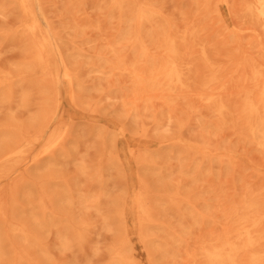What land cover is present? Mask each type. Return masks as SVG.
<instances>
[{
	"label": "rangeland",
	"instance_id": "rangeland-1",
	"mask_svg": "<svg viewBox=\"0 0 264 264\" xmlns=\"http://www.w3.org/2000/svg\"><path fill=\"white\" fill-rule=\"evenodd\" d=\"M201 1H202V3H201ZM242 1H244V0H221V1L220 0H215V1H213V0H206V1L205 0H149V1L148 0H132V1L131 0H116V1L115 0H105V1H102L101 0V2L105 3V5L104 4L102 5L101 2H99L98 0H31L30 1L31 3H29V5L30 6L32 5L30 7V9L32 8L33 11L31 10L32 12H31V14H29L30 15L29 16L28 14L23 12V9L21 8L20 0H0V71L6 72V73L0 72V79H1L0 80V82H1L0 88H7L6 87L7 85H9L8 87L10 88V89L7 88V90L5 89L9 95L6 96L5 95L6 92H4V95L0 94V100H1L0 101V123L3 120L5 122V123L0 124V130H1L0 134L2 135V136L0 135L1 136L0 140L1 141L5 140L7 142L6 136L8 135V133H10L9 135L12 134V136L7 137L8 138L7 143L0 141L2 143V144H0V146L3 145L0 148V150H2L0 153L1 154L3 153V150L7 147L8 143H9V145L13 144L12 140H14V138L20 137L19 139H22L24 141L28 140L27 142H29L32 140L33 136H35L37 134L40 137L39 139L41 140L37 144L32 145L33 143H31L26 147L24 152L28 151L30 153V154L24 153L25 156L28 154L26 157H24V154L21 153L18 155V158L17 157L13 158L14 160L9 161V163L5 164L6 166H4L7 169V171H9V176L6 179L4 178L0 182V185H2V186H0V190H1L0 195L2 197L1 198L2 206L4 207V209L6 210V213H7V214H5V216L6 215H8V216H6L4 218H0V225H1L0 226V258L3 259V260H0L1 264H3V263L4 264H12L13 260L16 261V259H18L19 257H22V255H23V257H22V260L20 259L21 260L20 262H22L23 264H24L25 260H26L25 264H35V263L38 264V263H40V261H43L44 258H46V256L48 254H49L48 255L49 257H47V258H49L52 261V263L49 262L50 260L46 259L48 262H45L46 261L45 260L40 264H44V263L45 264H113L112 262H113L114 257L119 253H121L123 255V257L127 259V261L134 262L135 264H202L201 263V255L198 252V248H201L203 246H207L209 243L213 242V239L215 237L222 236V234H224V232L227 229L225 225L230 227V224H231L230 221H228V219L224 218L225 220L224 219L223 220L225 222L223 220H221L222 219L221 218L222 213L218 210V208H216V210H218V211L213 209L216 206V202H214V201H217V199H215V196L217 198V194L220 192L219 194H220V196H222L221 198L226 197V199L224 198V200L222 199V201H220L221 204L223 203V201L227 202V200L233 201L234 198H235V200L238 199L240 197V195L245 190H250V191H255V192L259 191V192H261L260 194L264 196V188H263V191L261 188L262 187L261 180H264L263 179L264 178V173H263L264 168H262V167H264V165H263L264 162L261 163L262 165L260 164V161H262V158L264 159V157H263L264 153L260 152V154H263V156H261L260 154H257V152H259L258 150H260V149H257L255 146H250L249 143L246 144L247 142L245 143L242 141L243 144H246V145L242 146L243 144L241 145V142H240L241 140H239V139L238 140L240 142L239 143L240 146H238L237 145L238 141L236 142L237 138L235 137L234 133H233V135L231 132H228L230 134H227V131H228L227 129L231 128V127H226L227 129L222 128L221 125L218 123V121L215 118L213 120L212 116H210V115H212L210 109L208 110V108H206L203 105V102L201 100H199V95L196 96V94L198 92L197 91L195 92V90H198V88H200V86L197 87V85H199L197 83L198 81L197 82H195V81L199 80V79H197V77L200 78V76H201L200 73H199L200 76L198 75L199 70L198 71L196 70V69H200V68H197V66H198L197 64L201 61V59H199L201 56V52H205V55L207 57L206 58L207 62L210 63V65H212L214 60L216 61V59H217V62H218V59H219V62H218L219 64L213 63V65H212L214 68L218 67L217 68L218 70L215 69V71H217L216 72L217 77H218V73L220 74L219 78L216 79L217 81H219L221 79L225 80V78H226V79H229V81L228 80H225V81L230 82V79H232L231 80L232 87H230L231 86L230 83L224 82L222 80L225 83V85H224V83L222 81L221 82L219 81L221 84L223 83L222 84V87H223L222 89H224L223 92L236 91L238 89L236 84H234L235 85L234 86L233 83H236L234 81H235V79H238L237 76L239 77V75L236 76V73L242 74V72L245 70V68H246L245 66L247 65L246 63H248L246 61L248 58H246V57H249L248 60L251 59L249 62H255L258 65L260 63L263 64V62H264V59H263L264 58V49H263L264 48V35H263V32L259 29V26H257L258 27L257 28L256 25L253 24V22H251V20H249V18L245 16L244 11L239 8L240 7L239 4H241ZM207 2L210 3L209 5H213V7L209 6ZM217 2L220 4H218ZM98 3H100L99 6H98ZM109 3L111 5H109ZM234 3H235V5H234ZM106 5H108L109 7ZM100 6H101L102 10L99 13L98 9H100ZM207 6H209V8ZM104 7H105V10H104ZM111 7H112V9L113 8L114 9L112 10ZM190 7H192V9H191L192 12H190V10H188V8L190 9ZM205 7L208 8V11ZM210 7L213 9H211ZM214 7H215V9H214ZM116 8L118 10H116ZM204 9H205V12H204ZM110 10H111V14L109 12ZM132 10L134 11V13ZM210 10H214V12L210 11ZM107 11L109 12V14L111 16L107 13ZM143 11H145L144 13H146V14H144ZM155 11H157V12H155ZM184 11L187 12V14H185ZM209 11L211 13H209ZM217 11H218V13L216 15L215 12H217ZM121 13H122V15H124V14L127 15V16L124 15L122 20L120 18ZM140 13L144 14L143 19L142 18L140 19L138 17ZM157 13H160L162 16L164 15V17L166 16V20H164V18L161 19L160 17H162V16L160 14H157ZM188 14L193 15L191 17L189 16L190 18H193V19L187 18ZM209 14L214 15V16H212V18L210 19ZM243 14L245 17L243 16ZM146 16H147V19H146ZM180 16H182V18H185L187 20L189 19L188 20L189 24L191 23L189 25L190 27L187 26L188 21L181 19ZM197 16H199V19L197 18ZM205 16H206V18H205ZM215 16H217V18ZM113 17H114V21H113ZM148 17L152 18V20H149ZM214 17H215V19H213ZM108 18H110V19H108ZM115 18H116V20H115ZM125 18L127 20H129V18H131L133 21H135L137 19V21H139L140 23L139 22L136 23L137 21H135L133 24V21L131 19L129 22H127V20L124 21ZM138 18H139V20H138ZM168 18L171 19L172 22H170L171 20H169ZM196 18L198 19V21ZM32 19H35L36 21H38L37 24H39V26H40V27L37 26L38 28H37V31H35L36 32L35 34H33L29 29V23L31 22ZM144 19H146V20H144ZM155 19H157V20H155ZM180 19H181V21H179ZM154 20H155V22L158 21L156 23V26L152 25V24H155V22L153 23ZM161 20L165 24H163V22ZM182 20H183V22H182ZM201 20H202V22H201ZM248 20L250 22H248ZM149 21H150V23H149ZM98 22H100L101 24L98 25L99 24ZM121 22L122 23L124 22V24L126 23L125 25L123 24L126 27L125 28L126 30L123 29L124 28L123 26L121 28V24H122ZM142 22L144 25H145L144 22H146V24L148 23L147 25L150 27V29L156 27L157 30H156V28H154V32H153V29L150 31L148 30V32H153V33L147 34L148 32H147L146 28H149V27L147 25H145L146 27L145 26L143 27V24H141ZM87 23H88L87 26H89V27H87L85 25ZM118 23L119 24L121 23V24L119 25ZM169 23H172L173 25H175V24L177 25L178 23L181 25V24L185 23L187 25L184 24L182 26H178L179 25L178 24L177 25L178 27L176 25L174 27L172 24H169ZM192 23H194L195 25H192ZM115 24H118L120 27L118 25L116 26ZM138 24H140L139 27L142 29H138L139 28V27H137ZM149 24L152 25L153 27L150 26ZM251 24H253L252 27H254L252 30H251L250 26H249L250 29L247 28V25H251ZM76 25H77V27H76ZM90 25L91 26L93 25V28H91ZM96 25L98 28H96ZM107 25L109 26L108 27L109 29L107 28ZM114 25H115V27H114ZM134 25H135V27H134ZM168 25H172L171 28ZM236 25H237V27H236ZM94 26H95V28H94ZM184 26L191 29L190 32L186 31L185 29H187V28H185ZM209 26H210V28H209ZM232 26H233V28H231ZM100 27L103 30L99 29ZM116 27H117V29H115ZM158 27L160 29L162 28L161 29L162 35L160 32H159L160 35L157 34L158 33L157 31H159ZM173 27L176 29V32H175V29ZM182 27L185 30V33L187 32L186 34L189 36V39H191V37L193 38L192 39L193 43H191L188 38H185L188 36L185 33H183L184 30H182ZM194 27H197V28H194ZM27 28H28V30H27ZM118 28L122 29V31L124 33ZM128 28L129 29L131 28L130 29L131 32H129ZM134 28H137L138 31L139 30H142V31H140L137 34L138 31H136V29H134ZM178 28L180 30H178ZM211 28L212 29L214 28L213 30H211L212 32L210 31ZM255 28H257L259 30V32L262 33L261 37H260L261 34L259 35V34L252 33L253 30H255ZM168 29H172V30H169L171 33L167 32V31H166L167 33H163V32H165L164 30H168ZM173 29H174L175 34H177V38L174 37V32H172ZM228 29H229V32L227 34H229V35H227V37H226L225 33L227 32ZM247 29H249V30H247ZM97 30L99 32L101 30L102 33L100 34ZM115 30L119 33H117ZM132 30H133V32H132ZM143 30L146 32H144ZM238 30L240 31V33H242V34L244 33L243 35H245V37L247 36L246 37L247 39H245V37L243 39L244 42L246 40L245 44H244V42L243 43L241 42V41H243V40H241L242 34H240L238 32H237L238 34L236 33V31H238ZM103 31L105 32V34L103 33ZM120 31L122 32V34L120 33ZM222 31H224V32H222ZM245 31H246V33H245ZM127 32L131 33V35H129ZM155 32L157 35L154 34ZM215 32H216L217 37H219V39H217L215 34H214L215 39H214V36L211 35V33L213 34ZM248 32H249V34H248ZM254 32L259 33L257 30H255ZM96 33H99V34H97V36H99L98 38H101L99 41L100 43H98L99 39H96V37H97ZM168 33L170 35L172 34L173 36L172 35L171 36L176 38L177 40L174 38L170 39L171 37H169V35H167ZM201 33H203V34H201ZM219 33L220 34L224 33L225 35L223 34V37L228 38V39H229V36L231 35L230 37L233 39H231V38H230V40L225 39ZM183 34H185L186 36ZM194 34H195V36H194ZM246 34H248V35H246ZM26 35H27V37H25ZM28 35L30 37L34 36L33 38H35L37 42L34 41L35 39L31 40V38ZM37 35L39 36L40 39L37 37ZM41 35L42 36L45 35V38H46L45 51L42 55L43 61L40 60L39 62H36V58H35L36 57L35 56L36 49L31 48V45L29 46L28 44H30V42L32 44V41H34L35 42L34 46L36 47L37 44H39L38 41L41 40V37H42ZM121 35L122 36L124 35L123 38ZM127 35H129L128 37L131 40L129 38H127ZM139 35H141L143 38ZM143 35L145 36V39H144ZM149 35L154 36V38L157 37L154 39L157 42L152 40L153 37H151V40H152L151 42H153V44L151 42H148V39L150 41V38H148V37H150ZM163 35H166L167 37L166 36L163 37ZM180 35L184 36V38L186 39L185 45L188 42L191 43V45L188 44L190 49H186L187 45L185 46V49L188 50L189 53L194 52L193 53L194 56H193V54H190L191 58L190 57L189 58L192 59V56H193V59L195 58L194 60H196V58H197L196 61L200 60L198 63H196V65H197L196 67H190V65H192L196 61H193V59L192 60L188 59L189 61H193V62H188L186 60L188 58V56L186 57V52H187V54H189V53L184 48H182V47H184V46H181L182 44L184 45V43H183L184 38L183 37L180 38V39L183 38V40H181L182 41L181 42L180 39H178L179 38L178 36H180ZM238 35H239L240 39H239ZM249 35L251 36L250 40L248 38ZM105 36H106L107 40L104 39ZM113 36H115V37H113ZM119 36H121V38ZM159 36H161V42H163L162 41L163 38L169 37L168 40L170 39L174 43L173 45L177 44V43H175L176 41H180V42H178V47L181 46L180 47L182 49L181 54L184 53L183 50H185L186 52L184 54H182L183 56L181 54L179 55V53H180L179 51L181 49L178 50L177 49L178 47L176 45L175 50L177 49L176 51H178L176 53H177V55L180 56V57L176 56V58H178V59L180 58L181 61H184V60L187 61L188 62L187 64L192 63L190 65H187L185 62H181L179 60L181 62V64L184 63V66L182 65L183 68L184 67L185 68L190 67L189 68L190 71L192 70V68H195V70L197 71V74L194 72V70H192V72L195 73V75H194L195 77H194L193 75H191L193 73L188 71V69L181 68L182 69L181 70L179 68V67H182V66H179L180 62L178 63V60L175 59L176 64H178L177 68L179 69L180 72H182L181 78L182 77L185 78L184 77L185 74H186V77L190 76L189 79L187 78V81H185L186 78H185V80L183 79L184 83L188 82L190 79H191L190 81H192L195 78L196 80L194 79V82L192 81V83H191L189 81L190 83L189 82H188V84L185 83L186 85L184 84L179 89V86H177V88H176V86L167 85L166 83L163 82V80H161V81L157 80L159 83L157 81H154V80L148 81V79H151L153 76L152 74L149 75V73L152 71L151 69L161 65L160 63H162V59L160 60V58H167L165 55L166 48L163 47L164 43L160 42ZM258 36H259V38H258ZM237 37H238L239 41H238ZM28 38L31 41L28 42ZM111 38L113 39V41L111 40ZM114 38H117L116 40H118V41H116V43H115ZM125 38H126V42H128V43L123 44ZM221 38L223 39L225 44H226V42H228L226 44V47L223 44L224 42L222 40L220 41ZM257 38H258V40H257ZM24 39L26 40V41H24L25 45H24L23 41L21 43V40H24ZM127 39L130 41V43ZM140 39L142 41L144 39V41L143 42L138 41ZM198 39L200 42L197 41ZM208 39H209V41H208ZM95 40H97V41H95ZM110 40H111V42H113L115 44V46L113 43L110 42ZM134 40H135V42H134ZM145 40H147V41H145ZM256 40H257V42H256ZM120 41H122V44L124 45V47L127 46L126 47L127 49L124 48L122 45H121L122 48H119V46H120L119 44L121 43ZM210 41H212V42H210ZM236 41H237V43L240 42V44L239 43L237 44ZM26 42H27V44H26ZM104 42H106V45ZM132 42H134V44H136L138 42L139 44L137 43V45H139V46L134 45ZM207 42H209L208 44H210L211 46L208 45V47H206ZM214 42H215V44H214ZM250 42H252L253 46H251ZM60 43H63L65 46L62 44L60 45ZM155 43H157V45L160 43L161 44L157 46ZM180 43H182V44H180ZM212 43H213V45H212ZM229 43L232 44V46ZM256 43H257V45H255ZM128 44H130V45H128ZM144 44H146V47ZM149 44L150 45L152 44V45L148 46ZM242 44H243V47H241ZM97 45H99V46H97ZM227 45L229 48L227 47ZM245 45L247 48V51L245 52L246 56L244 55L245 54L244 50H246V49H244ZM25 46L29 52H30V50L33 51L30 54L32 56H30L29 52L26 50L28 53V55H27V53L25 52ZM27 46H28V48H27ZM34 46H32V47H34ZM96 46H97V48H96ZM100 46H102V47L100 48ZM128 46H129V48H128ZM133 46H136V47H133ZM159 46H160V48L161 47H163V48L157 49V47H159ZM190 46H192V48H194L195 50H193ZM194 46H196V47H194ZM221 46L223 47V49H227V50L222 51L223 49ZM130 47H133V48L130 49ZM149 47L151 49H149ZM214 47H216V48H214ZM240 47L242 48L243 52L240 49ZM29 48H31V49H29ZM139 48H141V51H142V49L144 50L143 53L140 51ZM152 48H154V49H152ZM133 49H135V50H133ZM211 49H213V50H211ZM122 50H123V52H124V50H126L125 54H123V55H122L123 52L121 53ZM127 50L129 53L127 52ZM130 50H131V52H130ZM150 50H151V52H150ZM153 50H156L155 52H159L161 50L159 53H161V52L162 53L160 55L159 53H155ZM157 50H159V51H157ZM66 51H68V52H66ZM95 51H97L96 52L97 54L95 53ZM98 51H99V54H98ZM137 51H139V53L140 54L142 53L141 55H143V59H141V60L139 59L143 65H141V63L139 64V60L135 61V63H134L133 57L135 56V58H136V52ZM152 51L154 54L152 53ZM212 51L215 53L217 52L218 57H216V54L214 55V53ZM226 51H227L226 54H228V52H229V55L232 53V55H230V58H229V55H226L225 53L223 55L225 57L221 58L223 52H226ZM238 51H239V53H237ZM249 51L251 53H252V51L255 53V54L252 53V55H251V53L249 54V55H251L252 58L249 55H247V52L249 53ZM24 53H26V55L28 56L29 59H30V57H33V59L35 58V60H33L34 62L31 61L32 63H34V66H32L33 68L31 67V65L28 61L26 62L27 58H24L26 55L23 57ZM66 53H67V56H66ZM100 53L102 54L101 55L102 57L97 56V55H100ZM147 53L148 54L151 53L150 55H152L151 56L152 58H150V55H147ZM240 53L242 54L243 57L246 58V60H244L245 64L242 63L243 62L242 58L237 59L239 57H242ZM126 54H128L127 59L130 58L129 61L126 60V58L124 57ZM144 54H146V55H144ZM196 54H198V56ZM233 54L235 55V57L237 55V58L233 57L234 56ZM117 55H120L119 56L120 58L119 57L116 58ZM132 55H133V57H132ZM156 55L157 56L159 55V58H157ZM162 55H163V57H162ZM70 56H72V57H70ZM109 56H110V58H109ZM144 56H147L146 58L149 57L150 59H146ZM213 56H215L216 58ZM113 57L116 58L115 61L117 63H119V65L120 64L122 65V66H120V67H122V70H121V68H118L119 66L116 67V71H119V70H117V68L120 69L119 73L116 71L113 73L111 72V71H114V68H112L113 67L112 65L114 63H115V65H118V64H116V62H113V60H114ZM182 57H184L186 59H183ZM210 57H211V59H210ZM231 57L234 59H237V61H235L234 59H231ZM68 58H69V60H68ZM120 59H122V60H120ZM124 59H125V61H124ZM132 59H133V61H131ZM154 59L158 60V61H156L158 63H156ZM212 59H214V60H212ZM22 60H24V61L22 63H20ZM31 60H32V58H31ZM86 60H89V62ZM146 60H150V61L152 60L151 65H149L150 63H148V61L146 62ZM226 60H227V62H226ZM233 60L235 63L233 62ZM259 60L262 62H260ZM94 61L96 63H94ZM99 61H100V63H99ZM107 61L109 62V64L111 63V65H109ZM164 61H165V59H163V62ZM239 61L241 62V65L239 64L240 63ZM25 62H26V65H25ZM105 62H107V64ZM130 62H131V65H130ZM136 62H137V64H136ZM153 62L156 64H154ZM221 62L223 63L222 67H221ZM36 63H37V65H36ZM89 63L91 64V66ZM132 63H134L136 65H134ZM146 63L148 65H145ZM236 63H238L239 66ZM84 64L85 65L89 64V65L84 66ZM92 64H93V66H92ZM128 64H129V67L133 66L134 69H135V67L138 68L142 73L144 71L143 75L144 76L147 75V77H149L147 79V77L145 76V79L147 80V81L144 80V81H146L145 83H147V85H148V83L152 84V82H153L154 85L150 84L152 87H150L149 85L146 87L145 83H144V85L142 84V86L137 85L135 83V79L133 77L134 72L133 73L130 72L133 69L131 68V70H130V68H129L130 71H128V69H127ZM242 64H243V66H242ZM236 65L238 67L235 68L234 66H236ZM23 66H28V69H29V67H31L29 69V71H31V70L32 71L28 72V69L26 71L24 69L26 67H23ZM141 66H143V67H141ZM145 66H147V67L150 66L149 71L150 70L151 71L149 73H148V71L145 72V69L146 70L148 69ZM194 66H195V64H194ZM106 67L108 69H106ZM109 67H111V68H109ZM239 67H241V68H239ZM124 68L126 69V71ZM103 69H105V70H103ZM111 69H113V70H111ZM220 69H221V71L224 69H229V71L227 70L223 74L222 72H219ZM233 69H235V70L237 69L238 72L236 71V73H235V70L233 71ZM66 70L68 71V73L70 72L69 75L73 77V78L71 77L72 87L68 84V81L63 76L64 72H67ZM139 70L137 72H139ZM184 70L186 72H189V73L184 72L185 74H183ZM231 70L234 74L231 72ZM239 71H241V73ZM49 72H50V74H48ZM199 72H201V70ZM203 72H204V70L201 73L203 74ZM245 72H246V70H245ZM124 73H126L128 77H126V74L124 75ZM146 73H148V74H146ZM228 73L229 74L232 73V75H229ZM101 74L104 76H102ZM108 74H109V77H108ZM119 74H121V75H119ZM221 74L224 75V77ZM74 75L75 76L77 75V76L75 77ZM105 75H107V76H105ZM111 75H112V78H110ZM121 76H123V78H125V80H123ZM191 76H193V77L191 78ZM220 76L223 78H221ZM235 76H236V78H235ZM82 77L84 80L82 79ZM113 77L115 78L114 80H113ZM119 77H121L120 81H119V79H120ZM32 78H35V79H32ZM108 78L110 80H108ZM130 79H132V80H130ZM153 79H155L154 76H153ZM216 80H215V82H213V83H215V85H213V83L211 84V85H213V88H214V86H216V83H217ZM238 80H236V81H238ZM121 81H122V85L124 84L123 86H121ZM127 81H129L130 84ZM80 82H81V84L85 83L84 86L81 85ZM110 82H112V84H108ZM154 82H157L159 85L157 83L155 85ZM160 82H162V83L160 84ZM219 82H218V84H219ZM4 83L6 84L5 87L2 86V84H4ZM163 83H164V85H163ZM32 84H34V85H32ZM40 84H42V85L40 86ZM218 84L215 88L218 87L217 89L221 90V87L218 86ZM37 85L40 87H38ZM110 85L112 87H107ZM115 85H117V86H115ZM188 85H190V86L193 85V87H195L194 85H196L195 90L192 89V90H194L193 93L191 90V88H193V87L191 86V88H190V86L188 87ZM228 85H230L229 87L231 90L228 89ZM11 86H12V89L14 88V90H13L14 92L12 91ZM95 86H97L99 89L96 88ZM140 86L144 87V89L146 91L143 90V88H142L143 91L138 92V91H140V90H138V87H139V89H141ZM161 86H162V88H164L166 90L163 91ZM42 87H44L43 88L44 91H43V89H41ZM153 87H155V88H153ZM156 87H157V89H156ZM158 87H160V88L158 89ZM235 87H237V88H235ZM35 88L41 89L42 92L38 89L35 90ZM45 88H46V90H45ZM69 88L72 89L76 102L72 101L71 99L69 100V98H70V96H68V95H70V94H68V93H70ZM83 88H85L86 91ZM110 88H111V90H110ZM113 88H115V89H113ZM119 88H121V89H119ZM172 88H174V90ZM182 88L184 90H185V88H187L189 90V91L186 90L187 94H186V92H184V90H182ZM232 88H234V90ZM148 89H150V90H148ZM152 89H154V90L156 89L158 91H154ZM177 89L179 90L178 92H177ZM24 90L26 92L29 91L28 92L29 94L28 93L22 94V92H25ZM159 90L163 91V92L161 91L162 94H159V92H160ZM1 91L3 92L2 89H1ZM20 91H22V92H20ZM47 91H50L51 93L47 92ZM109 91L112 94V97H111V94L109 93ZM149 91L151 92V97H150ZM165 91L166 92L169 91V92H167V94H166ZM190 91L192 94L188 95V93H190ZM198 91H199V93L202 92V90H198ZM137 92L142 93L141 95H139L140 99L143 97H144L143 99L148 98L149 103H151V104H148L147 100H146L147 102L141 101V102H138L139 106H140V108H139V106L137 105V102L134 101V99L135 100L138 99L137 98L138 97ZM147 92L149 94V97L147 95ZM152 92H153V94H152ZM157 92H158V94H155ZM170 92L175 94V95L173 96ZM194 92H195V94H194ZM11 93L13 94L12 96L10 95ZM39 93L41 95H43L42 93H44L43 96H45L46 93H48L47 97L49 96V99L48 98L44 99V97H41V95ZM163 93H164V95H163ZM176 93H178V94L181 93V94H179L177 97ZM182 93H185V94H183L185 96H182ZM120 94L123 98H120L121 97ZM78 95H79V97H78ZM146 95H147V97H145ZM159 95H161V96H159ZM165 95H169V96L171 95V98L173 97V100L169 97H168L169 99L166 98ZM186 95H188L190 98L188 96H187L188 98H186ZM192 95H194L195 97ZM3 96H5V97L3 98ZM8 96H11V97H9V100L7 98ZM50 96H52L53 98ZM133 96L135 98H133ZM141 96H143V97H141ZM163 96L167 100L164 99ZM39 97L42 101L45 100V101H43L46 103L45 105H41V104H40L41 106L38 105V103L42 102L41 100H39ZM104 97H106V98H104ZM180 97H182V98L180 99ZM192 97H193V99H191ZM50 98H52V99L50 100ZM132 98H133V101H130V99L132 100ZM150 98H152V100L155 99L154 100L155 102L151 101ZM156 98L158 101L162 100V99H164V100L158 102L156 100ZM158 98H160V99H158ZM46 99H48V100H46ZM88 99H89V101H88ZM120 99L122 102L120 101ZM122 99L128 101V102L125 101L126 103L124 106H123L124 101ZM140 99H138V100L140 101ZM47 101H49V102H47ZM86 101H88L89 104ZM163 101H164V103H162ZM43 102H42V104H44ZM50 102H51V104H54V105H48L47 106V104ZM81 102L83 105L81 104ZM92 102H93V104H92ZM133 102H136V104L134 103L135 106H134V104L133 105L130 104ZM156 102L158 103V105ZM141 103L143 105H140ZM161 103L165 104V105L161 106ZM72 104H74V105H72ZM84 104H85V106H84ZM190 104H192V105H190ZM145 105H147V106L145 107ZM148 105H150L151 107H149ZM189 105L191 108L193 106V109H191L192 111L189 110V108H187V106L189 107ZM44 106H46V107H44ZM49 106H53V107L51 108ZM92 106H95V107H92ZM131 106L132 107L134 106L133 109L131 108ZM153 106H155L158 110L161 109V111L156 110V108H154ZM159 106H160V108H158ZM43 107H44V109L48 108L47 109L48 111H45L46 113L47 112L49 113V109L50 110L53 109V110L51 111V113H49V115L50 114L51 115H50V117H48L50 119L49 120L47 119L48 122H46L45 125L39 130L37 128L38 124H40L38 122V118H39V116H41L45 113ZM78 107L82 108L81 109L82 111ZM88 108L89 109L92 108L93 109L92 111L96 110L95 113L92 112L91 110H90V112H92V113H90ZM134 108H135V111H134ZM137 108H139L140 110ZM146 108L148 110L149 109L150 110L147 111ZM153 108L157 112L155 110H153ZM174 108H175V110H174ZM186 108H187V111H186ZM84 110H85V112H84ZM142 110H145L146 113L148 112L151 115H149V114L147 115L145 113V111H142ZM193 110H195V111H193ZM10 111L11 112L13 111V112L9 114ZM154 111H155V113H154ZM182 111H185L186 113L191 111V116L189 117V115H190L189 114L190 112H189L188 118H187V116L185 115V112L183 113ZM162 112L164 113V115H167V118H166V116L164 117V115H162L163 114ZM121 113L122 114L124 113V115H122ZM152 113H154L155 115ZM157 113H159V114L161 113V115H159ZM181 113H183V114H181ZM193 113H194V116H192ZM7 114L9 117H5V116H7ZM119 114H121L122 116H119ZM156 114H157V117H159V118H161L163 116L162 119H159V118L157 119ZM178 114H179V116H178ZM129 115H130V117H128ZM184 115L186 116V118L188 120H191V121H188L187 119L183 120V118H185V117H183ZM69 116H71V117H69ZM90 116H92V117H90ZM133 116H136V119ZM154 116H155V119H157L156 121L154 120ZM169 116L171 118H169ZM173 116H177L178 118L173 117ZM203 116H205V117H203ZM192 117H194L193 119H195V121H192L193 120ZM208 117L211 118V123H210V121H209L210 119ZM213 117H214V115H213ZM173 118H176V119H174L175 121L173 120ZM179 118H181V119H179ZM58 119H59V121H57ZM62 119L65 123H63ZM163 119H164V121H162ZM165 119L168 121H166ZM169 119L173 120L174 126H172L173 123H172V121L170 122ZM178 119H179V121H178ZM201 119L203 120V122L201 121ZM60 121H62V122H60ZM135 121H137V122L135 123ZM158 121H159V123L160 122L161 123L159 124ZM165 121H166V123H165ZM177 121L178 122L182 121V122L177 124L176 123ZM212 121H214V122H212ZM215 121H217L216 123L219 124L220 130L216 128V127H218V124L216 126ZM58 122L62 123L61 127L67 128V135L63 141L65 143V145H64V143H62L58 148H56L52 152L47 153L48 155H46L44 153L46 156L44 154H43V156H41L42 155L41 154L42 148L44 145L43 142L48 137L49 132L51 133L53 128L56 127L55 125L59 124ZM156 122H157V124H156ZM168 122H170V125ZM186 122H188V123H186ZM207 122H209V123L207 124ZM69 123H70V125H69ZM185 123L187 124V126ZM227 123H229V122H227ZM2 124H3V127H2ZM35 124H36V126H35ZM161 124H164L163 125L164 127L166 124H168L169 127L168 126H166L167 128L162 127V129H161L159 127V126H161ZM190 124H192L193 126H191ZM203 124L205 125L204 128L202 127ZM214 124H215V126H214ZM59 125H57V127H60ZM132 125H133V127H132ZM138 125L140 127L139 130H138ZM180 125H182V127ZM176 126H178V127H176ZM141 127L144 128V130H143L144 132L142 131ZM174 127L176 128V131H179V134L182 133L181 134L182 136L177 134L178 132L175 131ZM213 127L215 128V130ZM168 128H169L168 132H170V134L167 132ZM4 129H7V132L3 131ZM145 129H147L148 131ZM223 129L226 131H224ZM71 130H72V132H71ZM157 130H159V131H157ZM161 130H163L162 134H161ZM171 130H173V131H171ZM207 130H208V132H211V134H209L208 132H207L208 134L206 132H204ZM221 130L223 131L222 132L223 134L220 133ZM229 130H231V129H229ZM141 131L144 133L145 139L148 136V138L146 140H143L144 138H142V139L140 138L141 135H142V137L144 136ZM156 131H157V133L159 132L160 134L159 133L155 134ZM212 131L213 132L215 131L214 133H216V131H217L216 135H218V134L219 135L221 134V136L223 135L222 136L223 139L220 136V139L216 140L214 138V133H212ZM5 132L7 135L5 134ZM69 132H71V133H69ZM165 132H167L168 134ZM224 132H226V133H224ZM111 133H113V134H111ZM145 133H147V134H145ZM204 133H206L208 135V137L210 136L208 138V140L210 139L209 142L210 141H212V142L206 143L208 140L205 139L207 137V135L205 134L206 135L205 136ZM43 134H44V136H43ZM139 134H140V136H139ZM154 134L157 136L155 137ZM224 134L227 135V137L229 135L231 137H229V139H228ZM3 135H5V136L3 137ZM216 135H215V137H217ZM219 135H218L217 139L219 138ZM178 136H180L181 139ZM199 136H200V138L202 136L203 137L200 139ZM224 136L227 139H225ZM149 137H150V139H149ZM195 137L198 138L197 141L198 140L202 141L204 139L206 141H204V142L198 141L197 142V141H195L196 140ZM130 138H132V139H130ZM174 138L177 140H175ZM213 138L216 141L215 144H213V142H214ZM140 139H141V142L144 141V142H142L143 144L141 142L138 143L140 141ZM193 139H194V141H192ZM230 139L232 141H230ZM126 140L128 142H126ZM135 141L136 142L138 141L137 142L138 144ZM146 141L147 142L149 141V143H145ZM133 142H135V143L133 144ZM199 142H201L200 145L203 144V145H201V147L203 146L202 149L198 146ZM232 142H234L233 145H235V146L237 145L238 148H237V146L236 147L233 146L231 144ZM195 143L197 144V146ZM187 145L189 147L185 148V147H187ZM218 145H220V146H218ZM247 145H249L250 148L255 147L257 149V151L255 148H253L254 151L252 152L253 149L249 150L248 147H246ZM61 146H62V148H61ZM109 146H111V147L109 148ZM210 146H211V148H209ZM64 147H65V150H63ZM212 147L214 148V150ZM2 148H4V149H2ZM132 148L133 149L135 148V149L133 150ZM222 148L224 150L226 149L225 150L226 152L224 150H223L224 152H221ZM240 148L242 150L243 149H246V150H243L241 152ZM178 149H179V151H178ZM190 149L191 150L193 149V150L191 152L188 151V153H187V150H190ZM198 149L201 150V151L199 150L201 153L199 151H197ZM236 149L238 152L236 151ZM135 150H136V153L133 152ZM194 150H195V152H194ZM215 150H216V152H214ZM35 151H37L38 153ZM128 151H129V153L131 152L132 154L135 153L134 154L135 156L133 155L132 159H130V160L128 159V156H127ZM208 151L210 153L212 151V153H213V154H211L212 157L210 156V153ZM244 151L245 152L247 151V152L245 153ZM249 151H251L250 154H249ZM107 152L109 155L108 157H110L109 159H108L107 154H106ZM185 153H186V155H185ZM203 153H204V156H203ZM240 153H242L241 154L242 156L240 155ZM247 153L250 156L252 153H254V155H252V156L255 158V155H256V158L259 159V161H258L255 158V160L258 161L257 165L259 164L257 169H256L257 165L255 166L256 163L253 162L254 158L252 156L251 157L253 159L251 157H248V155L246 156ZM1 154H0V156H1ZM34 154H37V155L34 156ZM191 154H192V156H190ZM205 154L208 157L205 156ZM234 154H235V156H234ZM140 155H141L142 159L140 158ZM219 155H221V156L219 157ZM258 155H260L262 158L260 156L258 158L257 157ZM19 156L20 157L23 156V157H21L23 159L26 158L25 159L26 162H23ZM49 156H50V158L48 159ZM184 156H187V157H184ZM230 156H233V157L229 158ZM243 156H244V158H243ZM245 156L248 157L247 160H246ZM32 157H33V159H32ZM37 157H38V159H37ZM43 157H44V161L42 159H40ZM201 157H202V159H201ZM102 158H104L103 159L104 161H102ZM116 158H117V160H116ZM186 158H188V160H186ZM235 158H238V160H236ZM242 158H243V160L241 162H243V163L241 164L239 160H241ZM249 158H250V160H248ZM15 159L16 160L18 159V160L16 161ZM36 159H37V161H36ZM189 159H193L194 162L196 161V163H198L200 161L201 164L200 163L196 164L193 161H190ZM215 159L218 160V163L220 162L223 165H221L220 163L219 164L215 163L217 161V160L215 161ZM20 160H21V162H20ZM32 160H35V161H32ZM40 160H42V161H40ZM182 160H183V162H182ZM184 160H186V161L184 162ZM202 160L206 166L208 165L207 166L208 168H206L204 165H202V164H204L202 162ZM30 161H32L31 164H30ZM187 161H188V163H187ZM237 161L240 163V165H243V166H238V163H237V165H235V162H237ZM251 161H252V163H251ZM100 162H101V164H104V163L105 164L101 165V164H99ZM190 163L192 165H193V163L196 165L197 168H195V165H193L192 167L194 168V170H198L199 174L197 173V171H193V169L190 167L191 166ZM208 163H210V164H208ZM212 163L214 165L216 164L215 166L220 165V167L222 169H223V166H225L224 168H226L227 170L225 169V170H222V172H221V170H219V166L216 167V169H218L221 172V173L219 172V175L217 176L218 171H216V169L214 168L215 166ZM246 164H248V165L244 166ZM100 165H101V167H100ZM200 165L202 167L203 166L204 167L201 168ZM210 165L212 168L215 169V172H217L216 174H215V172H213L214 174L212 173V171H214V170L210 167ZM232 166L235 167L236 170L238 168H241V170H239V169L237 170L240 173L235 171V169ZM249 166H251V167H249ZM260 166H262V167H260ZM242 167L245 168V170L247 169V171H244L242 169ZM204 168H206L208 170L209 176H207V174H205V176H204L203 172L207 173L206 169H204ZM249 168H251V169H249ZM202 169H204V170H202ZM228 169H230V170H228ZM252 169H254V170H252ZM232 171L233 172L235 171L237 173V175L235 172L233 173ZM254 171H256L255 175L252 174V173H255ZM261 171H263V172H261ZM180 172L182 174H185V173L186 174L182 175ZM246 172H247V174L249 173L248 174L249 176L246 175ZM260 172H261L262 177L259 174ZM47 173H49L51 176ZM196 173H197V175H196ZM210 173H211V175H210ZM228 173L230 175L232 173V175L229 176ZM242 173L245 174L246 176L243 175ZM201 174H203L202 179L200 178V176H202ZM220 174H221V176H220ZM241 174L243 176V179L244 180L246 179L244 181L245 183L241 182V181H243V179L240 178V177H242ZM213 175H214V178L217 176L215 179H217L219 177L221 179H217L218 181H216L214 178H212ZM256 175H257V179H256ZM222 176H224V177H222ZM233 176L235 177V180L237 182L240 181L238 183V185L236 184V182L233 183L235 181V180L233 181V179H232ZM161 177H163L164 180ZM258 177H259V180H258ZM177 178H178V180H177ZM204 178H205V180H203ZM45 179H47V180L43 181ZM231 179H232V181H231ZM20 180L22 182H20ZM175 180H176V182L179 180H180L179 182H181V180H182L183 184L179 183L181 187L179 186L178 183H175ZM207 180H209L208 182L211 183V184L207 183V186L212 185L213 188H212V186H210L208 188L205 185L206 184L205 182H207ZM220 180H223L225 183H223V181H220ZM23 181L26 182V184H24ZM34 181L35 182L37 181L36 183L38 185ZM194 181L197 185L194 183ZM199 181H200V183H199ZM203 181H204V183H203ZM228 181H229V183H228ZM173 182L175 184H173ZM217 182H219V183H217ZM258 182L259 183L261 182V183L259 184ZM201 183H203L204 186L202 184V187H201L200 186ZM230 183H231V185H230ZM3 184L4 185L6 184V186H4ZM11 184H12V186H10ZM41 184L46 187L47 195H49V197H51V200L46 203V207H45V209H47V210H45L46 213H43V214H42V212L39 211L38 207H36L35 205L32 204V202L36 201V198L38 195V191L36 189ZM176 184H178L177 186H179L180 188L177 187ZM232 184L237 185V186H235L237 190H235V187H234V189L231 188V187H233ZM241 184L242 185L245 184V185H243V187H242ZM22 185L24 187L26 186L25 189ZM20 186L23 188H21ZM225 186H227V187L229 186V188L226 187L228 190H225ZM244 186H246V187H244ZM12 187H13V189H12ZM135 187L140 188V190L147 197L149 212H148L147 217L142 218L144 223L141 220L140 223H138L136 225L137 227L133 228L134 226L130 222L131 218H133V217H132V214H130L131 210H129V208L131 207V201L129 200L130 199L129 198V192L131 191V188H135ZM176 187L178 188L179 192H177L178 190H176L177 189ZM201 188H203V189L200 190ZM205 188L208 189V191H209L208 196L207 195L205 196V194L208 193V191ZM243 188H244V191H243ZM5 189H7V190H5ZM20 189L23 190V193H22V190H20ZM29 189H30V191L31 190L32 191L30 192L31 195L28 196L29 193L27 190H29ZM220 189H222L223 191ZM3 190H5V191H3ZM198 190H200V191H198ZM204 190H206L207 192ZM224 190L228 191L229 193L231 192V190L233 192L236 191V193L238 191V194L231 192L230 193L231 195L228 193L226 196V193H223V192H225ZM12 191H13V193H11ZM210 191H212V194L210 193ZM221 191L223 194L221 193ZM4 192H6V193L4 194ZM19 192H21V193H19ZM172 192L175 195H177V197ZM213 192H214V195H213ZM215 192L217 193L216 195H215ZM171 193L173 194L172 196H170ZM177 193L180 195L178 196ZM23 194H25L26 197ZM18 195L20 196V199H19ZM223 195H225V196H223ZM234 195H235V197L232 198ZM238 195H239V197H238ZM173 196H174V198H176L178 200L180 199L179 202L175 203L174 205L169 202V201H171V198L173 199ZM184 196H188V197H184ZM27 197H30V199L31 198L32 199L30 200ZM7 198H8V200H7ZM23 198H25V199H23ZM221 198L218 197L217 203L219 202V200ZM181 199H182V201H181ZM13 200L16 202V206H17L16 210L15 209L12 210V207L15 206L13 204ZM207 200H209V201H207ZM46 201H47V199H46ZM4 203H5V205H4ZM25 206L27 209L23 208ZM29 206H31V207H29ZM126 206L128 207V209ZM18 207H19L20 211L18 210ZM207 208H209L211 210L208 209L209 210L208 211ZM21 211H23V212H21ZM30 211L32 213H30ZM16 212H18V213H16ZM20 212H21L22 216L20 215ZM52 212H53V214H52ZM212 212H215L214 213V214H216L215 218L216 219L220 218V220H216L215 218L213 220L212 215H214V214H212ZM36 213L39 216L36 215ZM27 214H29L28 217H27ZM120 214H122L123 218H125V217L129 218L128 223H123V222L119 221L118 218H119V216H121ZM202 214L204 216H202ZM220 214H221V216H220ZM205 215H207V218ZM24 216H25V218H23ZM11 217L12 218L14 217V218L11 219ZM31 217H33V218H31ZM192 217H194V219ZM203 217L205 219V222H203V220H202ZM16 218L20 219V220H17ZM21 218H22V220H21ZM35 218H36V220H35ZM7 219H9V220H7ZM31 219L33 220V222L35 220V222L33 223L31 221ZM47 219H52L54 221V222L53 221L50 222L51 220L50 221L48 220L50 222L51 226L49 225L48 221L46 222ZM206 220H207V223H206ZM12 221L16 222L19 225H23L24 227L29 228V229L31 227L32 229H30L28 231L31 235L35 234L36 239H33V240L35 241V240H37V238L39 240L42 239V240H44L43 241L44 243L41 242V240L40 241L37 240V242L35 241L37 243L36 247L29 244V247L27 248V246H28L27 244H25L21 239L18 240V238L16 236H13L10 233V231L8 230V225L10 223H12ZM64 221H65V223H62ZM215 221H218L219 223H217ZM221 221L225 224L223 225V223ZM43 222H44V224H43ZM24 223H26L28 225V227ZM31 223H33L34 226L37 224L36 227H34ZM39 223L43 224L44 226L41 225L37 228ZM62 224L64 226H62ZM67 224H69V225H67ZM217 224H221V225L219 226ZM46 225H47V228H44ZM223 227L226 228L225 231H224V229H221ZM35 228H37V229H35ZM61 228H62V230H61ZM137 228H138V232L140 233L139 235H137V233H136ZM208 229H210L209 230V232L211 231L210 233L208 232ZM43 230H44V232H43ZM222 230H223V232H222ZM31 231H34V232L32 233ZM65 231L67 232L66 233L67 235L63 234V233H65ZM214 231H216V232L218 231L220 234L218 232L217 233L215 232L216 234H214ZM39 233L41 235H39ZM45 233H46V235H45ZM206 234H208V235L206 236ZM6 236H8V240H7ZM32 236H34V235H32ZM40 236L42 238H40ZM205 236H206V238H205ZM151 243H152V245H151ZM37 245H39L40 248L42 247L41 248L42 250H40L39 247L37 248ZM9 247L12 249L14 248L13 249L14 252L16 251L13 255L6 252L7 249H9ZM30 247H33L37 253L35 251H32L33 248L30 249ZM44 248L47 249V251H45ZM162 249H163V251H162ZM2 251L5 253H3ZM23 251H24V253H23ZM26 251H28V252H26ZM31 251H32V253L33 252L34 253L32 254ZM43 252H45V253H43ZM25 253H28V255L30 253L31 254L28 256ZM34 254L36 255V258H38L37 261L39 260V262H37V261L33 262L36 259L34 257L35 256ZM38 254H39V256H38ZM42 254L44 256L45 255L46 256L44 258H42L43 257ZM32 255H34V256L31 257ZM1 256H3V257H1ZM27 256L29 258H34V259L28 260ZM22 263H20V264H22Z\"/></svg>",
	"mask_w": 264,
	"mask_h": 264
},
{
	"label": "bare ground",
	"instance_id": "bare-ground-1",
	"mask_svg": "<svg viewBox=\"0 0 264 264\" xmlns=\"http://www.w3.org/2000/svg\"><path fill=\"white\" fill-rule=\"evenodd\" d=\"M31 0H20V2H21V8L23 9V12L24 13H26V14H31V12L33 11L32 10V8L30 9V7L32 6H30L29 5V3H31L30 2ZM99 2H101V0H98ZM102 1H105V0H102ZM116 1V0H115ZM132 1V0H131ZM149 1V0H148ZM206 1V0H205ZM213 1H215V0H213ZM221 1V0H220ZM189 2V1H188ZM187 2V3H188ZM235 2V1H234ZM126 3V2H125ZM190 3V2H189ZM201 3H202V1H201ZM208 3V2H207ZM215 3V2H214ZM218 3V2H217ZM99 4L100 3H98V6H99ZM101 4L103 5H105V3L104 2H101ZM120 4V3H119ZM150 4V3H149ZM210 3H208V5H209ZM218 4H220V3H218ZM109 5H111L110 3H109ZM121 5V4H120ZM151 5V4H150ZM154 5V4H153ZM206 5V4H205ZM223 5V4H222ZM226 5V4H225ZM234 5H235V3H234ZM240 5V9H242L243 11H244V13H245V16L246 17H248L249 18V20H251V22H253V24H255L256 25V27L257 26H259V29L263 32V35H264V0H244V1H242L241 2V4H239ZM97 6V5H96ZM97 6V7H98ZM106 6H108V5H106ZM209 6H211V7H213V5H209ZM209 6H207L208 8H209ZM103 7V6H102ZM109 7V6H108ZM203 7V6H202ZM207 7H205L206 9H207V11H208V8ZM210 7V8H211ZM235 7V6H234ZM107 8V7H106ZM130 8V7H129ZM158 8V7H157ZM111 9H112V7H111ZM114 9V8H113ZM112 9V10H113ZM125 9V8H124ZM191 9H192V7H190V9L188 8V10H190V12H192L191 11ZM211 9H213V8H211ZM214 9H215V7H214ZM32 10V11H31ZM99 10V13L101 12V6H100V9H98ZM104 10H105V7H104ZM116 10H118L117 8H116ZM161 10V9H160ZM229 10V9H228ZM123 11V10H122ZM131 11V10H130ZM133 11V10H132ZM137 11V10H136ZM187 11V10H186ZM206 11V12H207ZM210 11H213L214 12V10H210ZM209 11V13H211ZM216 11V10H215ZM110 12V14H111V10L109 11ZM109 12L107 11V13L109 14ZM113 12V11H112ZM145 11H143V13H144ZM155 12H157V11H155ZM160 12V11H159ZM185 12V11H184ZM188 12V11H187ZM187 12H185V14H187ZM189 12V13H190ZM204 12H205V9H204ZM115 13V12H114ZM133 13H134V11H133ZM162 13V12H161ZM194 13V12H193ZM216 13V15H217V13H218V11L217 12H215ZM23 14V13H22ZM34 14V13H33ZM107 14V15H108ZM109 14V15H110ZM116 14V13H115ZM119 14V13H118ZM124 14V13H123ZM144 14H146V13H144ZM144 14H142V13H140L139 14V18L141 19H143L144 18ZM157 14H160V13H157ZM183 14V13H182ZM184 14V15H185ZM208 14V13H207ZM214 14V13H213ZM240 14V13H239ZM24 15V14H23ZM102 15V14H101ZM114 15V14H113ZM125 15V14H124ZM124 15H122V13H121V20H122V18L124 17ZM148 15V14H147ZM154 15V14H153ZM161 15V14H160ZM215 15V14H214ZM214 15H210L209 14V18L211 19L212 18V16H214ZM30 16V15H29ZM111 16V15H110ZM116 16V15H115ZM125 16H127V15H125ZM162 16V15H161ZM183 16V15H182ZM182 16H180L181 17V19H183V20H187V19H185V18H182ZM187 16V15H186ZM191 16H193V15H189L188 14V17L187 18H189V19H193V18H190ZM207 16V15H206ZM206 16H205V18H206ZM243 16H244V14H243ZM242 16V17H243ZM244 16V17H245ZM106 17V16H105ZM195 17V16H194ZM208 17V16H207ZM216 18H217V16H215ZM215 17L213 18V19H215ZM32 18V17H31ZM127 18V17H126ZM124 19V21L125 20H127V19ZM139 18H138V20H139ZM149 18V20H152V18H150V17H148ZM154 18V17H153ZM161 19L162 18H164V20H166V16L164 17V15L162 16V17H160ZM197 18L199 19V16H197ZM196 18V19H197ZM204 18V19H205ZM103 19V18H102ZM108 19H110V18H108ZM130 19L131 18H129V20H127V22H129L130 21ZM146 19H147V16H146ZM146 19H144V20H146ZM169 19V18H168ZM167 19V20H168ZM181 19L179 20V21H181ZM188 19V20H189ZM198 19H197V21H198ZM212 19V20H213ZM115 20H116V18H115ZM132 20V19H131ZM143 20V21H144ZM155 20H157V19H155ZM155 20L153 21V23L155 22ZM169 20H171V19H169ZM183 20H182V22H183ZM187 20V21H188ZM195 20V19H194ZM248 20V22H250ZM98 21V20H97ZM109 21V20H108ZM112 21V20H111ZM113 21H114V17H113ZM133 21V20H132ZM135 21H137V19L135 20ZM135 21H133V24H134V22ZM162 21V20H161ZM178 21V22H179ZM193 21V20H192ZM191 21V22H192ZM233 21V20H232ZM37 22L38 21H36L35 19H32L31 20V22L29 23V29H30V31L33 33V34H35L36 32L35 31H37V28L38 27H40L39 26V24H37ZM139 21H137L136 23H138ZM152 22V21H151ZM158 22V21H157ZM157 22H155V24H152V25H154V26H156V23ZM163 22V21H162ZM169 22V21H168ZM167 22V23H168ZM170 22H172V20L170 21ZM196 22V21H195ZM194 22V23H195ZM201 22H202V20H201ZM206 22V21H205ZM238 22V21H237ZM99 24L98 25H100L101 23L100 22H98ZM104 23V22H103ZM117 23V22H116ZM122 23V22H121ZM120 23V24H121ZM140 23V22H139ZM145 23V25H147L146 24V22H144ZM149 23H150V21H149ZM180 23V22H179ZM178 23V24H179ZM186 23V22H185ZM185 23H183V24H177L178 26H182V25H184ZM194 23H192V25H195ZM233 23V22H232ZM231 23V24H232ZM235 23V22H234ZM28 24V23H27ZM108 24V23H107ZM113 24V23H112ZM119 24V23H118ZM118 24H115L116 26L118 25ZM119 24V25H120ZM124 24V22L121 24V28H122V26L124 27L123 29H125L126 27L123 25ZM132 24V23H131ZM141 24H143V22L141 23ZM162 24V23H161ZM163 24H165L164 22H163ZM169 24H172V23H169ZM191 24V23H190ZM189 24V21H188V25L187 24H185V25H187V26H189L190 25ZM230 24V23H229ZM250 24V23H249ZM253 24H251V25H247V28H249L250 29V27H251V30L254 28V27H252V25ZM21 25V24H20ZM84 25V24H83ZM86 26L88 25V23L87 24H85ZM115 25H114V27H115ZM118 25V26H119ZM144 24H143V27L145 26ZM150 25V24H149ZM152 25H150V26H152ZM173 25V24H172ZM172 25H168V26H170V28H171V26ZM176 25V24H175ZM175 25H173L174 27H175ZM176 25V26H177ZM191 25V26H192ZM198 25V24H197ZM234 25V24H233ZM238 25V24H237ZM237 25H236V27H237ZM38 26V27H37ZM85 26V27H86ZM91 26V25H90ZM140 26V24H138L137 25V27H139ZM142 26V25H141ZM148 26V25H147ZM166 26V25H165ZM177 26V27H178ZM206 26V25H205ZM212 26V25H211ZM227 26V25H226ZM250 26V27H249ZM26 27V26H25ZM73 27V26H72ZM75 27V26H74ZM76 27H77V25H76ZM87 27H89V26H87ZM109 26L107 25V28H108ZM113 27V28H114ZM120 27V26H119ZM134 27H135V25H134ZM146 27V26H145ZM149 27V26H148ZM153 27V26H152ZM173 27V28H174ZM185 27V26H184ZM190 27V26H189ZM242 27V26H241ZM91 28H93V25L91 26ZM94 28H95V26H94ZM96 28H98L97 27V25H96ZM104 28V27H103ZM154 28H156V27H154ZM154 28H152L153 29V32H154ZM159 28V27H158ZM185 28H187V27H185ZM194 28H197V27H194ZM209 28H210V26H209ZM227 28V27H226ZM231 28H233V26L231 27ZM258 28V27H257ZM257 28H255V30H257L258 32H259V30L257 29ZM99 29H101V27L99 28ZM98 29V30H99ZM109 29V28H108ZM111 29V28H110ZM115 29H117V27L115 28ZM118 29H120V28H118ZM129 29V28H128ZM131 29V28H130ZM130 29H129V32H131L130 31ZM134 29H136V31H138L137 30V28H134ZM138 29H142V28H138ZM152 29H150V27L149 28H146V30H147V32H148V30L150 31V30H152ZM162 29V28H161ZM161 29L159 28L158 30L159 31H157L158 33L157 34H159V32L161 33ZM175 29V28H174ZM174 29H173V31L172 32H174ZM193 29V28H192ZM214 29V28H213ZM212 28L210 29V31L211 30H213ZM217 29V28H216ZM235 29V28H234ZM238 29V28H237ZM242 29V28H241ZM249 29H247V30H249ZM27 30H28V28H27ZM96 30V29H95ZM94 30V31H95ZM97 30V31H98ZM101 30H103V29H101ZM101 30H100V34L102 33L101 32ZM114 30V29H113ZM121 31H122V29H120ZM126 30V29H125ZM156 30H157V28H156ZM169 30H172V29H168V30H164L165 32H163V33H167V32H170ZM178 30H180L179 28H178ZM182 30H184L183 29V27H182ZM181 30V31H182ZM186 31H189L190 32V30L191 29H189V28H187V29H185ZM185 30H184V32L183 33H185ZM225 30V29H224ZM246 30V29H245ZM255 30H253V32L252 33H254V34H261L260 35V37L262 36V33L261 32H259V33H255L254 31ZM96 31V32H97ZM116 31V30H115ZM119 31V30H118ZM120 31V33L122 34V32ZM140 31H142V30H139L138 32H137V34L140 32ZM144 31V30H143ZM167 31V32H166ZM226 31V30H225ZM231 31V30H230ZM233 31V30H232ZM43 32V31H42ZM117 32V31H116ZM129 32H127L129 35H131V33H129ZM132 32H133V30H132ZM144 32H146V31H144ZM143 32V33H144ZM153 32H148L147 34H151V33H153ZM175 32H176V29H175ZM175 32H174V37H176L177 38V34H175ZM179 32V31H178ZM181 32V33H182ZM188 32V33H189ZM202 32V31H201ZM212 32V31H211ZM214 32V31H213ZM217 32V31H216ZM216 32L215 33H211V35L212 36H214V34L216 35ZM222 32H224V31H222ZM229 32V29L227 30V32L224 34L226 37H227V35H229V34H227ZM240 33V31L238 30V31H236V33ZM250 32V31H249ZM249 32H248V34H249ZM41 33V32H40ZM99 33H96V36H97V34H99ZM103 33L105 34V32L103 31ZM117 33H119V32H117ZM124 33V32H123ZM171 33V32H170ZM187 33V32H186ZM185 33V34H186ZM197 33V32H196ZM195 33V34H196ZM209 33V32H208ZM237 33V34H238ZM245 33H246V31H245ZM251 33V34H252ZM26 34V33H25ZM136 34V35H137ZM146 34V33H145ZM146 34V35H147ZM154 34H156V32L154 33ZM156 34V35H157ZM185 34H183V35H185ZM195 34H194V36H195ZM201 34H203V33H201ZM220 34V33H219ZM223 34H220V35H222V37H223ZM240 34H242V33H240ZM244 34V33H243ZM242 34V36H241V40H243L244 39V37H245V35H243ZM248 34H246V35H248ZM250 34V35H251ZM125 35V34H124ZM123 35V36H124ZM129 35H127V38H129L128 36ZM133 35V34H132ZM135 35V36H136ZM142 35V34H141ZM141 35H139V36H141ZM160 35V34H159ZM161 35H162V33H161ZM167 35H169V37H171L170 39H172V38H174V37H172L169 33L167 34ZM179 35V34H178ZM182 35V34H181ZM178 36L179 38L178 39H180L181 37H183L184 38V36ZM187 35V34H186ZM185 35V36H186ZM208 35V34H207ZM210 35V34H209ZM249 35V40H250V36ZM29 36V35H28ZM36 36V35H35ZM42 36V35H41ZM108 36V35H107ZM110 36V35H109ZM122 36V35H121ZM121 36H119L120 38H121ZM123 36H122V38H123ZM134 36V37H135ZM138 36V37H139ZM144 36V35H143ZM148 36V35H147ZM150 37H148V38H150V41H149V39H148V42H151L152 40H154L155 38H157V37H155L154 38V36H151V35H149ZM164 36H166V35H163V37ZM188 36V35H187ZM231 36V35H230ZM229 36V39L228 38H225V37H223V38H225V39H228V40H230V37ZM253 36V35H252ZM25 37H27V35L25 36ZM30 37V36H29ZM34 37V36H33ZM33 37H30L31 38V40L33 39H35V38H33ZM37 37L39 38V36L37 35ZM55 37V36H54ZM99 36H97L96 37V39H99L98 40V43H100L99 41H100V39L101 38H98ZM113 37H115V36H113ZM142 37V36H141ZM151 37H153V39L151 40ZM160 38V42H161V36H159ZM167 37V36H166ZM168 37V38H169ZM198 37V36H197ZM196 37V38H197ZM208 37V36H207ZM216 37H217V35H216ZM221 37V36H220ZM238 37H239V35H238ZM238 37H237V39H238ZM247 37V36H246ZM245 37V39H247ZM256 37V36H255ZM254 37V38H255ZM143 38V37H142ZM141 38V39H142ZM168 38H163L162 39V41L163 42H161V43H164L163 44V47H165L166 48V51H165V55H166V57L167 58H160V60L162 59V63H160L161 65H159V66H157V67H155V68H152L150 71H149V69H150V66H145L146 68H148L147 70L145 69V72L146 71H148V73H149V75L150 74H152L153 76H154V78L155 79H153V76H152V78L151 79H148L149 77H147V75H145L146 77H147V79H148V81L150 80H154V81H161V80H163V82L164 83H166L167 85H173V86H176V88H177V86H179V89H180V87H182L185 83H187L188 84V82L191 80H189L188 82H185L184 83V80H185V78H186V80L185 81H187V78L189 79L190 78V76H188V77H186V74L185 73H189V72H186L185 70L183 71V74H185L184 75V77L185 78H181V74H182V72H180L179 71V69L177 68V65L178 64H176V60H178V63L181 61L180 60V58L178 59V58H176V56L177 57H180L179 55L181 54V51H182V49L180 48L181 46H184V47H182V48H184L185 49V46H186V49H190L189 48V46H188V44H190L191 45V43H193V41H192V37H191V39H189V36L188 37H185V38H188L189 40H190V42H188V43H186V45H185V41H186V39L184 38V45L182 44V43H180V44H182L180 47H178V42H180L181 40H183V38L182 39H180V41H176L175 43H177V44H175V45H173L174 43L169 39L168 40ZM176 38H174V39H176ZM258 38H259V36H258ZM258 38H257V40H258ZM40 39V38H39ZM104 39H106V36H105V38ZM110 39V38H109ZM115 39V43H116V41H118V40H116L117 38H114ZM130 39V38H129ZM138 40V41H142V40ZM144 39H145V36H144ZM144 39H143V41H144ZM187 39V40H188ZM214 39H215V36H214ZM217 39H219V37H217ZM231 39H233V38H231ZM239 39H240V37H239ZM239 39H238V41H239ZM256 39V38H255ZM31 40H29V38H28V42L29 41H31ZM38 40V39H37ZM57 40V39H56ZM107 40V39H106ZM111 40L113 41V39L111 38ZM111 40H110V42H111ZM128 40V39H127ZM131 40V39H130ZM158 40V39H157ZM177 40V39H176ZM196 40V39H195ZM223 41V39L221 38L220 39V41ZM240 40V41H241ZM254 40V39H253ZM257 40H256V42H257ZM22 41L24 42V41H26L25 39L24 40H21V43H22ZM34 41H36V39L34 40ZM34 41H32V44H31V42H30V44H28L29 46L31 45V48H35L36 49V51H35V58H36V62H39L40 60H42V55H43V53H44V51H45V43H46V38H45V35L44 36H42L41 37V40L40 41H38L39 42V44H37V46L35 47L34 45H35V42ZM95 41H97V40H95ZM129 41V40H128ZM142 41V42H143ZM145 41H147V40H145ZM154 41H156V40H154ZM197 41H199V39L197 40ZM208 41H209V39H208ZM218 41V40H217ZM216 41V42H217ZM232 41V40H231ZM248 41V40H247ZM37 42V41H36ZM48 42V41H47ZM93 42V41H92ZM121 43L119 44L120 46L122 45L123 47H124V43L126 44V43H128V42H126V38L124 39V42H123V44H122V41H120ZM134 42H135V40H134ZM134 42H132L133 44H134ZM157 42V41H156ZM182 42V41H181ZM200 42V41H199ZM203 42V41H202ZM210 42H212V41H210ZM219 42V41H218ZM224 42V41H223ZM242 43L244 42V40L243 41H241ZM245 42H246V40H245ZM245 42H244V44H245ZM20 43V44H21ZM105 43V45H106V42H104ZM103 43V44H104ZM111 43H113V42H111ZM129 43H130V41H129ZM138 43V42H137ZM137 43L136 44H134V45H136V46H139V45H137ZM152 44H153V42H151ZM160 43V44H161ZM209 42H207V46L206 47H208V45H210V44H208ZM228 42H226V44H227ZM236 43H237V41H236ZM239 44H240V42H238ZM237 43V44H238ZM26 44H27V42H26ZM64 45L63 43H60V45ZM67 44V43H66ZM108 44V43H107ZM114 44V43H113ZM139 44V43H138ZM147 44V43H146ZM146 44H144L145 45V47H146ZM151 44V45H152ZM156 45H157V43H155ZM160 44H158V45H160ZM195 44V43H194ZM193 44V45H194ZM205 44V43H204ZM214 44H215V42H214ZM219 44V43H218ZM224 44V46L226 47V44H225V42L223 43ZM230 44V43H229ZM228 44V45H229ZM250 44H251V46H253L252 45V42H250ZM24 45H25V42H24ZM100 45V44H99ZM99 45H97V46H99ZM112 45V44H111ZM128 45H130V44H128ZM132 45V44H131ZM150 44L148 45V46H151ZM157 45V46H158ZM176 45H177V49L179 50V49H181L179 52V55H177V53L176 52H178V51H176L175 50V48H176ZM212 45H213V43H212ZM228 45H227V47H228ZM231 46H232V44H230ZM247 45V44H246ZM246 45L244 46L245 48L244 49H246V50H244V53L247 51V48H246ZM255 45H257V43L255 44ZM259 45V44H258ZM22 46V45H21ZM32 46H34V47H32ZM65 46V45H64ZM63 46V47H64ZM97 46H96V48H97ZM114 46H115V44H114ZM119 46V48H122V46L120 47ZM136 46H133V47H136ZM162 46V45H161ZM211 46V45H210ZM223 46V45H222ZM221 46V47H222ZM230 46V47H231ZM23 47V46H22ZM67 47V46H66ZM102 46H100V48H101ZM118 47V46H117ZM127 47V46H126ZM126 47H124V48H126ZM133 47H130V49L131 48H133ZM141 47V46H140ZM154 47V46H153ZM163 47H161V48H163ZM188 47V48H187ZM191 48H192V46H190ZM194 47H196V46H194ZM224 47V48H225ZM235 47V46H234ZM241 47H243V44L241 45ZM240 47V49L242 50V48ZM27 48H28V46H27ZM31 48H29V49H31ZM69 48V47H68ZM95 48V49H96ZM106 48V47H105ZM128 48H129V46H128ZM161 49L160 48V46L159 47H157V49ZM211 48V47H210ZM209 48V49H210ZM213 48V47H212ZM214 48H216V47H214ZM229 48V47H228ZM249 48V47H248ZM258 48V47H257ZM22 49V48H21ZM34 49V50H35ZM127 49V48H126ZM140 49V51H141V48H139ZM149 49H151L150 47H149ZM148 49V50H149ZM152 49H154V48H152ZM185 49V50H186ZM193 50H195L194 48H192ZM222 49H223V47H222ZM264 49V48H263ZM28 51V49H26V46H25V52L27 53V51ZM67 50V49H66ZM110 50V49H109ZM117 50V49H116ZM129 50V49H128ZM128 50H127V52H128ZM133 50H135V49H133ZM165 50V49H164ZM183 50L184 51V53L186 52V51H188V50ZM192 50V51H193ZM211 50H213V49H211ZM224 50H227V49H223L222 51H224ZM249 50V49H248ZM252 50V49H251ZM24 51V50H23ZM101 51V50H100ZM125 51L126 50H124V52H123V50L121 51V53H122V55L123 54H125ZM143 49H142V53H143ZM154 52L156 51V50H153ZM153 51H152V53H153ZM157 51H159V50H157ZM161 51V50H160ZM159 51V52H160ZM191 51V52H192ZM229 51V50H228ZM29 52V51H28ZM31 52H33V51H31L30 50V52H29V55L31 54ZM66 52H68V51H66ZM74 52V51H73ZM97 51H95V53H96ZM130 52H131V50H130ZM135 52V51H134ZM133 52V53H134ZM147 52V51H146ZM145 52V53H146ZM150 52H151V50H150ZM159 52H155V53H159ZM198 52V51H197ZM213 52V51H212ZM221 52V51H220ZM242 52H243V50H242ZM26 53H24V55H23V57L26 55ZM103 53V52H102ZM129 53V52H128ZM141 53V54H142ZM162 53V52H161ZM161 53H159L160 55H161ZM184 53H182V54H184ZM188 53H189V51H188ZM194 52H192V53H189V54H187V52H186V57L188 56V58L186 59V58H184V57H182L183 59H186L188 62H193V61H196L197 60V58H196V60H194L193 59V56H194V54H193ZM214 53V55L216 54V57H218L217 56V52L215 53V52H213ZM224 53L226 54L227 53V51L226 52H223V54H222V56H221V58L223 57H225V56H223L224 55ZM237 53H239V51L237 52ZM236 53V54H237ZM243 53V54H244ZM251 52L249 51V53L247 52V55H249ZM252 53H254L253 51H252ZM252 53H251V55H252ZM97 54V53H96ZM98 54H99V51H98ZM140 53H139V51H137L136 52V58H135V56L133 57V55H132V57H133V59H134V63H135V61H138L139 59L141 60V59H143V55H141ZM151 54V53H150ZM150 54H148L147 53V55H150ZM154 54V53H153ZM181 54V55H182ZM190 54H193V56H192V59H193V61H189L188 59H190L191 58V55ZM241 54V53H240ZM255 54V53H254ZM27 55H28V53H27ZM25 56L24 58H27V60H26V62L28 61L29 63H30V65H31V67L32 66H34V63H32V62H34L33 60H35V58L33 59V57H30V56H32V55H30L29 57H30V59L28 58V56ZM62 55V54H61ZM102 54L100 53V55H97V56H101ZM105 55V54H104ZM127 55L128 54H126L124 57L126 58V60H130V58L129 59H127ZM144 55H146V54H144ZM197 56H198V54H196ZM226 55H229V52H228V54H226ZM230 55H232V53L230 54ZM230 55H229V58H230ZM234 55V54H233ZM245 56H246V53L244 54ZM251 55H249L250 57H251ZM259 55V54H258ZM257 55V56H258ZM66 56H67V53H66ZM120 55H117L116 56V58L117 57H119ZM130 56V55H129ZM152 55H150V58H152L151 57ZM155 56V55H154ZM183 56V55H182ZM220 56V55H219ZM241 56H242V54H241ZM260 56V55H259ZM70 57H72V56H70ZM92 57V56H91ZM102 57V56H101ZM104 57V56H103ZM123 57V56H122ZM123 57V58H124ZM131 57V56H130ZM145 58L147 57V56H144ZM156 57L157 58H159V55L157 56L156 55ZM162 57H163V55H162ZM190 57V58H189ZM213 57H215V56H213ZM215 57V58H216ZM233 57H235V55L233 56ZM31 58H32V60H31ZM74 58V57H73ZM93 58V57H92ZM109 58H110V56H109ZM116 58H114L113 57V62H116L115 61V59ZM120 58V57H119ZM149 57L148 58H146V59H150ZM181 58V59H182ZM207 57H206V55H205V52H201V56H200V58L199 59H201V61L199 62V61H196L195 63H190V64H192V65H190V64H187L188 62L187 61H181V62H185L187 65H190V67H196L197 65L199 66H197V68H200V69H196L197 71L199 70H201V72L204 70V72H203V74L201 73V72H199L198 71V75H199V73H200V78H198L197 76V79H199V80H196L195 78V82H197L199 85H197V87H199L200 86V88H198V90H202V92H200L199 93V91L198 90H195V87H196V85H194L195 87H193V85H191L193 88H191V86L190 85H188V87L190 86V88H191V90L192 89H194L195 90V92L197 91L198 93L196 94V96H198L199 95V100H201L202 102H203V105L206 107V108H208V110L210 109V111H211V113H212V115H210V116H212V118H213V120H214V118L218 121V123L221 125V127L222 128H225V129H227L226 127H231V128H228L227 130V134H230V133H228V132H231L232 133V135H233V133H234V135H235V137L237 138V140H236V142L238 143L237 145L238 146H240V142H241V145L243 144V142H247L246 144H250V146H255L257 149H260V150H258L259 152H257V154H260V152L262 153H264V62H263V64L262 63H260L259 65L258 64H256L255 62H249L250 60H248L249 59V57H246V58H248L247 60H246V58L245 57H239V58H237V55H236V57L235 58H237V59H240V58H242L243 59V64H245V61L244 60H246L248 63H246L247 65L244 67L245 68V70H246V72H245V70L242 72V74H237L236 73V71L238 72V68L235 70V69H233V71L235 70V73H236V76L237 75H239V77L237 76V78L239 79H235V81L234 82H236V83H233V85L234 84H236V86L238 87V89L236 90V91H229V92H223L224 91V89H222L223 87H222V84L224 83V82H227V81H225V80H228L229 81V79H226L225 78V80H223V79H221V80H219L220 82L222 81L223 83L221 84L219 81H217L216 79L217 78H219V73H218V77H217V71H215V69H217L216 67L214 68L212 65H213V63L215 64V63H218L219 62V59H218V62H217V59H216V61L214 60V59H212V60H214L213 61V63H212V65H210V63H208L207 62V59H206ZM220 58V59H221ZM252 58V57H251ZM30 61H29V60ZM75 59V58H74ZM77 59V58H76ZM97 59V58H96ZM95 59V60H96ZM133 59L131 60V61H133ZM163 59H165V61L163 62ZM176 59V60H175ZM182 59V60H183ZM192 59H190V60H192ZM209 59V58H208ZM210 59H211V57H210ZM209 59V60H210ZM231 59H234V58H232L231 57ZM237 59H234L235 61H237ZM264 59V58H263ZM68 60H69V58H68ZM98 60V59H97ZM119 60V59H118ZM120 60H122V59H120ZM139 60V64L141 63V61ZM155 60V59H154ZM180 60V61H179ZM234 60H233V62H234ZM256 60V59H255ZM24 60H22L20 63H22ZM32 61V62H31ZM43 61V60H42ZM75 61V60H74ZM86 61H88L89 62V60H86ZM85 61V62H86ZM91 61V60H90ZM105 61V60H104ZM124 61H125V59H124ZM145 61V60H144ZM148 61V63H150L149 65H151V61L150 60H146V62ZM150 61V62H149ZM156 61H158V60H155V62ZM241 61V60H240ZM239 61V62H240ZM257 61V60H256ZM260 61V60H259ZM26 62H25V65H26ZM76 62V61H75ZM92 62V61H91ZM90 62V63H91ZM102 62V61H101ZM108 62V61H107ZM107 62H105L106 64H107ZM112 62V61H111ZM122 62V61H121ZM161 62V61H160ZM181 62H180V65L179 66H184V63H182L181 64ZM199 62V63H198ZM226 62H227V60H226ZM260 62H262V61H260ZM28 63V64H29ZM68 63V62H67ZM89 63V64H90ZM94 63H96L95 61H94ZM93 63V64H94ZM99 63H100V61H99ZM134 63H132V64H134ZM154 63V62H153ZM156 63H158V62H156ZM156 63H154V64H156ZM196 63H198L197 65H196ZM235 63V62H234ZM233 63V64H234ZM24 64V63H23ZM86 64V63H85ZM84 64V66H87V65H89V64H87V65H85ZM93 64H92V66H93ZM108 64H109V62H108ZM116 64H118V65H115V63L112 65L113 67L112 68H114V71H111L112 73L113 72H115L116 71V67L117 66H119L118 68H121V70H122V67H120V66H122L121 64L119 65V63H117L116 62ZM136 64H137V62H136ZM136 64H134V65H136ZM194 64H195V66H194ZM219 64V63H218ZM222 62H221V67H222ZM236 64H238V63H236ZM240 65H241V62L239 63ZM239 64H238V66H239ZM243 64H242V66H243ZM36 65H37V63H36ZM65 65V64H64ZM99 65V64H98ZM97 65V66H98ZM109 65H111V63L109 64ZM126 65V64H125ZM130 65H131V62H130ZM141 65H143L142 63H141ZM145 65H148L147 63L145 64ZM153 65V64H152ZM232 65V64H231ZM29 66V65H28ZM28 66H23V67H26V68H24L26 71H27V69H28ZM90 66H91V64H90ZM95 66V65H94ZM115 66V67H114ZM128 66V71H130L131 70V68L134 70H131L130 72H134V79H135V83L137 84V85H141L142 86V84L144 85V83L147 81L146 79H145V76L143 75V73H144V71H143V73L138 69V68H136L135 67V69H134V67L132 66V67H129V64L127 65ZM139 66V65H138ZM183 66L182 67H179L180 69L181 68H183ZM217 66V65H216ZM229 66V65H228ZM237 65L236 66H234L235 68L236 67H238ZM241 66V67H242ZM21 67V66H20ZM31 67H29V69L31 68ZM96 67V66H95ZM124 67V66H123ZM141 67H143V66H141ZM144 67V68H145ZM152 67V66H151ZM154 67V66H153ZM189 67V68H190ZM220 67V66H219ZM241 67H239V68H241ZM22 68V67H21ZM33 68V67H32ZM35 68V67H34ZM105 68V67H104ZM109 68H111V67H109ZM117 68V70H119L120 71V69H118ZM129 68H130V70H129ZM140 68V67H139ZM185 68V67H184ZM183 68V69H184ZM189 68H185V69H188V71H190L189 70ZM29 69H28V72H31V71H29ZM106 69H108L107 67H106ZM125 69V68H124ZM223 69V68H222ZM64 70V69H63ZM103 70H105V69H103ZM111 70H113V69H111ZM139 70V72H137ZM182 70V69H181ZM192 70H194V72L197 74V71L195 70V68H192ZM192 70L190 71V72H192ZM218 70V69H217ZM229 71V69H224V70H222L221 71V69L219 70V72H222L223 74H224V72L225 71ZM67 71V70H66ZM119 71H116V72H118L119 73ZM125 71H126V69H125ZM127 71V72H128ZM1 73L2 72H4V71H0ZM10 72V71H9ZM27 72V73H28ZM82 72V71H81ZM129 72V73H130ZM185 72V73H184ZM194 72H192L193 74H191V75H195V73ZM231 72H232V70H231ZM240 73H241V71H239ZM4 73H6V72H4ZM3 73V74H4ZM70 73V72H69ZM69 73H68V71L67 72H64V74H63V76H64V78L68 81V84L72 87V80H71V77L72 76H70L69 75ZM73 73V72H72ZM93 73V72H92ZM111 73V74H112ZM123 73V72H122ZM148 73H146V74H148ZM227 73V72H226ZM233 73V72H232ZM232 73L231 74H229V75H232ZM48 74H50V72L48 73ZM97 74V73H96ZM115 74V73H114ZM117 74V73H116ZM126 73H124V75H125ZM234 74V73H233ZM5 75V74H4ZM102 75V74H101ZM119 75H121V74H119ZM130 75V74H129ZM133 75V74H132ZM148 75V76H149ZM188 75V74H187ZM222 75V74H221ZM226 75V74H225ZM3 76V75H2ZM75 76V75H74ZM77 76V75H76ZM75 76V77H76ZM102 76H104V75H102ZM105 76H107V75H105ZM193 76H191V78L193 77ZM223 77H224V75H222ZM236 76H235V78H236ZM46 77V76H45ZM108 77H109V74H108ZM122 77V79L123 80H125V78H123V76H121ZM121 77H119L120 79H119V81L121 80ZM125 77V76H124ZM126 77H128L127 76V74H126ZM151 77V76H150ZM195 77V76H194ZM221 77V76H220ZM223 77H221V78H223ZM73 78V77H72ZM110 78H112V75L110 76ZM130 78V77H129ZM241 78V79H240ZM32 79H35V78H32ZM82 79H83V77H82ZM115 78L113 77V80H114ZM184 79V80H183ZM194 79L192 80L193 82H194ZM1 80V79H0ZM4 80V79H3ZM84 80V79H83ZM106 80V79H105ZM108 80H110L109 78H108ZM107 80V81H108ZM117 80V79H116ZM127 80V79H126ZM130 80H132V79H130ZM144 80H146V81H144ZM215 80L217 81V83H216V86H217V84H218V82H219V84H218V86H220L221 87V90L220 89H217V88H215L216 86H214V88H213V85H215V83H213V82H215ZM231 80L232 79H230V82H227V83H230V85H231ZM236 80H238V81H236ZM134 81V80H133ZM157 81V82H158ZM192 81H190L191 83H192ZM232 81V82H233ZM114 82V81H113ZM124 82V81H123ZM128 83H129V81H127ZM157 82H154L155 83V85H156V83ZM189 82V83H190ZM13 83V82H12ZM116 83V82H115ZM159 83V82H158ZM157 83V84H158ZM162 82H160V84H161ZM164 83H163V85H164ZM213 83V85H211ZM0 84H1V82H0ZM35 84V83H34ZM34 84H32V85H34ZM43 84V83H42ZM42 84H40V86L42 85ZM80 84H81V82H80ZM85 84V83H84ZM84 84H81V85H83L84 86ZM108 84H112V82H110V83H108ZM130 84V83H129ZM151 84V83H150ZM149 83H148V85L150 86V87H152L151 85L153 84V82H152V84L150 85ZM196 84V83H195ZM5 83L4 84H2V86H4L5 87ZM21 85V84H20ZM44 85V84H43ZM114 85V84H113ZM119 85V84H118ZM124 85V84H123ZM122 85V81H121V86H123ZM147 85V83H145V86L147 87L148 86ZM154 85V84H153ZM159 85V84H158ZM186 85V84H185ZM224 85H225V83H224ZM230 85H228V89H230V87H232V85L230 86ZM1 86V85H0ZM9 85H7L6 87L7 88H9L8 87ZM38 86V85H37ZM40 86H38V87H40ZM78 86V85H77ZM98 86V85H97ZM97 86H95L96 88H98ZM115 86H117V85H115ZM140 86V88L141 89H139V87H138V90H140V91H138V92H141V91H143V90H145L144 89V87H141ZM166 86V85H165ZM172 86V87H173ZM230 86V87H229ZM235 86V85H234ZM23 87V86H22ZM94 87V88H95ZM107 87H112L111 85L110 86H107ZM164 87V86H163ZM187 87V86H186ZM237 87H235V88H237ZM7 88H0V94H2V95H4V92H6V90H7ZM33 88V87H32ZM44 87H42L41 89H43ZM142 88H143V90H142ZM153 88H155V87H153ZM160 87H158V89H159ZM161 88H162V86H161ZM184 88V87H183ZM182 88V90H184ZM227 88V87H226ZM1 89L3 90V92L1 91ZM6 89V90H5ZM10 89V88H9ZM11 89H12V86H11ZM25 89V88H24ZM36 89H38V90H40L41 92H42V90L41 89H39V88H35V90ZM55 89V88H54ZM78 89V88H77ZM85 91H86V89L85 88H83ZM99 89V88H98ZM113 89H115V88H113ZM117 89V88H116ZM119 89H121V88H119ZM156 89H157V87H156ZM154 90V89H152V90H154V91H158V90ZM173 90H174V88H172ZM171 89V90H172ZM197 89V88H196ZM233 90H234V88H232ZM5 90V91H4ZM14 90V88L12 89V91ZM22 90V89H21ZM37 90V91H38ZM45 90H46V88H45ZM69 90H70V93H68V94H70V95H68V96H70V98H69V100L71 99L72 101H74V102H76L75 101V96H74V93H73V91H72V89H70L69 88ZM83 90V91H84ZM109 90V89H108ZM110 90H111V88H110ZM148 90H150V89H148ZM162 90L164 91V90H166V89H164V88H162ZM161 90V91H162ZM168 90V89H167ZM170 90V91H171ZM186 90L187 91H189L187 88H185V90H184V92H186ZM194 90H192V93H193V91ZM231 90V89H230ZM9 91V90H8ZM11 91V92H12ZM25 91V90H24ZM36 91V92H37ZM43 91H44V89H43ZM53 91V90H52ZM84 91V92H85ZM113 91V90H112ZM146 91V90H145ZM144 91V92H145ZM160 91V90H159ZM160 91V92H161ZM162 91V92H163ZM179 90L177 89V92H178ZM226 91V90H225ZM14 92V91H13ZM12 92V93H13ZM20 92H22V91H20ZM29 92V91H28ZM28 92H22V94H24V93H28ZM46 92V91H45ZM44 92V93H45ZM47 92H50V91H47ZM137 92V98L138 99H140L139 97V95H141L142 93H138ZM143 92V93H144ZM150 92V91H149ZM159 92V94H162V92L160 93ZM166 92V91H165ZM164 92V93H165ZM167 92H169V91H167ZM167 92H166V94H167ZM181 92V91H180ZM195 92H194V94H195ZM7 93V94H6ZM5 93V95L7 96V95H9L8 94V92H6ZM10 93V92H9ZM10 94L11 96L13 95V94ZM38 93V92H37ZM44 93H42L43 95H44ZM51 93V92H50ZM86 93V92H85ZM109 93H110V91H109ZM164 93H163V95H164ZM171 93V92H170ZM191 93V91H190V93H188V95L190 94H192ZM29 94V93H28ZM40 94V93H39ZM47 94L48 93H46V95L45 96H43V95H41V97H44V99L45 98H48L49 99V96L47 97ZM87 94V93H86ZM111 94V93H110ZM146 94V93H145ZM150 94V97H151V92L149 93ZM149 94H148V92H147V95H148V97H149ZM152 94H153V92H152ZM155 94H158V92L157 93H155ZM173 96L175 95V94H173V93H171ZM177 95V97H178V95L179 94H181V93H176ZM183 94H185V93H182V96H185V95H183ZM186 94H187V92H186ZM50 95V94H49ZM125 95V94H124ZM147 95L145 96V97H147ZM188 95H186V98H188L189 96ZM11 96H8L7 98H8V100H9V97H11ZM77 96V95H76ZM120 96H121V94H120ZM159 96H161V95H159ZM158 96V97H159ZM166 96V98H171V95L169 96V95H165ZM188 96V97H187ZM192 96H194V95H192ZM5 96H3V98H4ZM50 97H52V96H50ZM78 97H79V95H78ZM89 97V96H88ZM87 97V98H88ZM111 97H112V94H111ZM141 97H143V96H141ZM164 97V96H163ZM162 97V98H163ZM195 97V96H194ZM2 98V97H1ZM53 98V97H52ZM52 98H50V100L52 99ZM104 98H106V97H104ZM117 98V97H116ZM120 98H123L122 96L120 97ZM125 98V97H124ZM133 98H135L134 96H133ZM133 98H132V100L130 99V101H133ZM144 98V97H143ZM143 98H141L140 99V101L137 99V100H135L134 99V101H136L137 102V105L139 106V103L138 102H141V101H146L148 104H151V103H149V99L147 98H145V99H143ZM154 98V97H153ZM165 97H164V99H166ZM168 98V99H169ZM182 97H180V99H181ZM190 98V97H189ZM43 99V98H42ZM48 99H46V100H48ZM151 99V101H154V100H152V98H150ZM158 99H160V98H158ZM164 99H162V100H164ZM172 100H173V97L171 98ZM191 99H193V97L191 98ZM6 100V99H5ZM39 100H41L40 99V97H39ZM123 100V99H122ZM128 100V99H127ZM156 100H157V98H156ZM162 100H159V101H162ZM167 100V99H166ZM183 100V99H182ZM189 100V99H188ZM1 101V100H0ZM4 101V100H3ZM2 101V102H3ZM42 101V100H41ZM40 101V102H41ZM43 101H45V100H43ZM42 101V102H43ZM54 101V100H53ZM80 101V100H79ZM88 101H89V99H88ZM88 101H86L87 103H88ZM120 101H121V99H120ZM124 101V104H123V106L125 105V103L126 102H128V101H126V100H123ZM126 101V102H125ZM129 101V102H130ZM158 101V100H157ZM158 101V102H159ZM171 101V100H170ZM42 102L41 103H38V105H45L46 103L45 102H43L44 104H42ZM47 102H49V101H47ZM122 102V101H121ZM136 102H133V103H130V104H136ZM155 102V101H154ZM72 103V102H71ZM84 103V102H83ZM143 103V102H142ZM140 104V105H143V104ZM146 103V104H147ZM157 103V102H156ZM162 103H164V101L162 102ZM161 103V106L162 105H165V104H162ZM81 104H82V102H81ZM89 104V103H88ZM92 104H93V102H92ZM129 104V105H130ZM135 104H134V106H135ZM145 104V103H144ZM154 104V103H153ZM40 105V106H41ZM48 105H54V104H51V102L50 103H48L47 104V106ZM72 105H74V104H72ZM83 105V104H82ZM98 105V104H97ZM96 105V106H97ZM128 105V106H129ZM155 105V104H154ZM157 105H158V103H157ZM156 105V106H157ZM190 105H192V104H190ZM190 105H189V107L187 106V108H189V110H191V109H193V106H192V108L190 107ZM197 105V104H196ZM77 106V105H76ZM84 106H85V104H84ZM90 106V105H89ZM99 106V105H98ZM97 106V107H98ZM127 106V105H126ZM133 106V107H134ZM147 105H145V107H146ZM149 107H151L150 105H148ZM182 106V105H181ZM184 106V105H183ZM44 107H46V106H44ZM44 107H43V109H44ZM49 107H53V106H49ZM92 107H95V106H92ZM133 107L131 106V108L133 109ZM143 107V106H142ZM144 107V108H145ZM154 108H156L155 106H153ZM197 107V106H196ZM75 108V107H74ZM77 108V107H76ZM78 108H80V107H78ZM86 108V107H85ZM139 108H140V106H139ZM139 108H137V109H139ZM153 108V110H155ZM158 108H160V106L158 107ZM182 108V107H181ZM187 108H186V111H187ZM48 108H45L44 109V112L45 111H48L47 110ZM82 108H80V110H81ZM89 109V108H88ZM96 109V108H95ZM147 109V108H146ZM145 109V110H146ZM185 109V108H184ZM10 110V109H9ZM53 110V109H52ZM52 110H50L49 109V113H51V111ZM62 110V109H61ZM90 110L92 111L93 109L92 108H90L89 109V112H90ZM123 110V109H122ZM140 110V109H139ZM145 110H142V111H145ZM150 110V109H149ZM148 109H147V111H149ZM156 110H158L157 108H156ZM155 110V111H156ZM174 110H175V108H174ZM182 110V109H181ZM82 111V110H81ZM95 111L96 110H94V111H92V112H94L95 113ZM134 111H135V108H134ZM155 111H154V113H155ZM158 111H161V109L160 110H158ZM165 111V110H164ZM192 111V110H191ZM191 111H189L188 113L190 114L189 115V117L191 116ZM193 111H195V110H193ZM207 111V110H206ZM209 111V112H210ZM13 112V111H12ZM11 111L9 112V114L10 113H12ZM43 112V111H42ZM43 112V113H44ZM84 112H85V110H84ZM92 112H90V113H92ZM157 112V111H156ZM166 112V111H165ZM183 113L185 112V111H182ZM49 113L47 112H45L43 115H41V116H39V118H38V122L40 123V124H38V129L40 130L44 125H45V123L46 122H48L47 121V119L49 120L50 118H48V117H50V115H49ZM130 113V112H129ZM135 113V112H134ZM145 113H146V111H145ZM154 113H152V114H154ZM163 113V112H162ZM174 113V112H173ZM183 113H181V114H183ZM188 113H186L185 112V115L187 116V118H188ZM203 113V112H202ZM205 113V112H204ZM61 114V113H60ZM122 114V113H121ZM121 114H119V116H122V115H124V113L121 115ZM140 114V113H139ZM147 115L149 114L148 112L146 113ZM157 114H159V113H157ZM157 114H156V118L158 119L159 117H157ZM172 114V113H171ZM199 114V113H198ZM206 114V113H205ZM71 115V114H70ZM136 115V114H135ZM149 115H151V114H149ZM155 115V114H154ZM159 115H161V113L159 114ZM158 115V116H159ZM162 115H164V113L162 114ZM170 115V114H169ZM174 115V114H173ZM177 115V114H176ZM183 116V117H185V118H183V120L184 119H187L186 118V116ZM208 115V114H207ZM213 115H214V117H213ZM13 116V115H12ZM166 116V118H167V115H164V117ZM178 116H179V114H178ZM192 116H194V113L192 114ZM198 116V115H197ZM200 116V115H199ZM5 117H9L8 116V114H7V116H5ZM69 117H71V116H69ZM90 117H92V116H90ZM128 117H130V115L128 116ZM133 117H135V119H136V116H133ZM153 117V116H152ZM163 117V116H162ZM162 117L161 118H159V119H162ZM173 117H176V118H178L177 116H173ZM203 117H205V116H203ZM59 118V117H58ZM169 118H171L170 116H169ZM176 118H173V120L174 119H176ZM194 117H192V119H193ZM207 118V117H206ZM209 118V117H208ZM71 119V118H70ZM133 119V118H132ZM134 119V120H135ZM157 119H155V116H154V120L156 121ZM179 119H181V118H179ZM179 119H178V121H179ZM191 119V118H190ZM210 120V123H211V118H209ZM61 120V119H60ZM139 120V119H138ZM141 120V119H140ZM166 120V119H165ZM170 120V119H169ZM173 120H170V122L172 121V123H173V125L172 126H174V122H173ZM188 120V119H187ZM57 121H59V119L57 120ZM62 121H63V119H62ZM62 121H60V122H62ZM162 121H164V119L162 120ZM166 121H168V120H166ZM166 121H165V123H166ZM175 121V120H174ZM176 122L177 124L178 123H181V122ZM188 121H191V120H188ZM192 121H195V119H193ZM201 121L203 122V120L201 119ZM206 121V120H205ZM217 121H215V123L217 122ZM23 122V121H22ZM28 122V121H27ZM137 121H135V123H136ZM170 122H168L169 123V125H170ZM184 122V121H183ZM212 122H214V121H212ZM227 122H229V123H227ZM1 123H5L4 122V120L1 122ZM0 123V124H1ZM59 123V122H58ZM63 123H65L64 121H63ZM158 123H159V121H158ZM161 123V122H160ZM159 123V124H160ZM163 123V122H162ZM186 123H188V122H186ZM185 123V124H186ZM196 123V122H195ZM209 122H207V124H208ZM218 123H216V126H217V124ZM30 124V123H29ZM60 124V125H59ZM59 124H56L55 126L56 127H54L53 128V130L51 131V133L49 132V135H48V137L44 140V142H43V148H42V155L41 156H43V154L45 153L46 155H48L47 153H49V152H52L53 150H55L56 148H58L62 143H64L63 141H64V139H65V137H66V135H67V128L66 127H61V124L62 123H59ZM156 124H157V122H156ZM184 124V125H185ZM219 124H218V127H216L217 129H219L220 130V126H219ZM57 125H59L60 127H57ZM65 125V124H64ZM69 125H70V123H69ZM137 125V124H136ZM164 124H161V126H159L161 129H162V127H164L163 126ZM169 125L168 124H166L165 125V127L166 126H168L169 127ZM191 126H193L192 124H190ZM35 126H36V124H35ZM63 126V125H62ZM181 127H182V125H180ZM179 126V127H180ZM186 126H187V124H186ZM197 126V125H196ZM214 126H215V124H214ZM2 127H3V124H2ZM7 127V126H6ZM23 127V126H22ZM68 127V126H67ZM132 127H133V125H132ZM144 127V126H143ZM143 127H141V129H142V131L144 130V128ZM146 127V126H145ZM164 127V128H165ZM176 127H178V126H176ZM203 128L205 127V125L203 124V126H202ZM208 127V126H207ZM36 128V127H35ZM139 125H138V130H139ZM163 128V129H164ZM167 128V127H166ZM212 128V127H211ZM214 128V127H213ZM221 128V129H222ZM140 129V130H141ZM173 129V128H172ZM174 129H175V131H176V128L174 127ZM178 129V128H177ZM229 129H231V130H229ZM145 130H147V129H145ZM166 130V129H165ZM168 130H169V128L167 129V132H168ZM179 130V129H178ZM214 130H215V128H214ZM224 130V129H223ZM1 131V130H0ZM3 131H6L7 132V129H4ZM120 131V130H119ZM141 131V132H142ZM148 131V130H147ZM146 131V132H147ZM157 131H159V130H157ZM157 131H156V133L155 134H158L157 133ZM162 131L163 130H161V134H162ZM171 131H173V130H171ZM218 131V130H217ZM217 131H216V133H217ZM224 131H226V130H224ZM233 131V132H232ZM6 132H5V134H6ZM71 132H72V130H71ZM71 132H69V133H71ZM121 132V131H120ZM144 132V131H143ZM142 132V133H143ZM154 132V131H153ZM167 132H165V133H167ZM176 132H178L177 134H179V131H176ZM184 132V131H183ZM204 132H208V130L207 131H204ZM215 132V131H214ZM213 131H212V133H214ZM223 131L221 130V134H223L222 133ZM34 133V132H33ZM122 133V132H121ZM120 133V134H121ZM126 133V132H125ZM148 133V132H147ZM147 133H145V134H147ZM169 134H170V132H168ZM167 133V134H168ZM202 133V132H201ZM206 133H204V135L206 134ZM209 134H211V132H208ZM207 133V134H208ZM216 133H214V138L216 139V140H219L220 139V136H221V134L219 135V138L217 139V137H218V135H216ZM219 133V132H218ZM224 133H226V132H224ZM4 134V133H3ZM10 133H8V135L6 136V139H7V142H8V136H12V134L11 135H9ZM111 134H113V133H111ZM141 134V133H140ZM140 134H139V136H140ZM154 134V136L156 137L157 135H155ZM160 134V133H159ZM164 134V133H163ZM166 134V135H167ZM176 134V135H177ZM182 133H180L179 135H181ZM206 134V135H207ZM1 135V134H0ZM35 135V134H34ZM129 135V134H128ZM143 135H144V133H143ZM174 135V134H173ZM197 135V134H196ZM199 135V134H198ZM205 135V136H206ZM215 135L217 136V137H215ZM225 135V134H224ZM2 136V135H1ZM0 136V137H1ZM5 135H3V137H4ZM43 136H44V134H43ZM71 136V135H70ZM123 136V135H122ZM127 136V135H126ZM138 136V135H137ZM136 136V137H137ZM159 136V135H158ZM182 136V135H181ZM213 136V135H212ZM223 136V135H222ZM222 136H221V138H222ZM226 137H227V135H225ZM224 136V137H225ZM175 137V136H174ZM178 137H180V136H178ZM203 137V136H202ZM201 137V138H202ZM210 137V136H209ZM208 135H207V137L205 138V139H207L208 140ZM225 137V139H229V137H231L230 135L226 138ZM234 137V136H233ZM232 137V138H233ZM234 137V138H235ZM20 138V137H19ZM19 138H14V140H12V142H13V144L12 145H9V143H8V145H7V147L4 149V148H2V149H4L3 150V153L1 154V156H0V182L5 178H8V176H9V171H7V169L4 167V166H6L5 164H7V163H9V161H12V160H14L13 158H18V155L19 154H26V153H29L28 151L27 152H24L25 151V149H26V147L29 145V144H31V143H33L32 145H34V144H37V143H39L41 140L39 139L40 137L36 134L35 136H33V138H32V140L31 141H29V142H27L28 140H22V139H19ZM141 139L142 138H144L143 140H146L147 138H148V136H147V138L145 139V135L142 137V135H141V137H140ZM196 138V137H195ZM199 138H200V136H199ZM200 138V139H201ZM214 138H213V140H214ZM231 138V139H232ZM5 139V138H4ZM130 139H132V138H130ZM141 139H140V141L138 142V143H140L141 142ZM149 139H150V137H149ZM148 139V140H149ZM175 139V138H174ZM180 139H181V137H180ZM197 139L198 138H196V140L195 141H197ZM202 140L203 142L204 141H206V140ZM223 139V138H222ZM230 139V141H232ZM241 140L240 142H239V140ZM173 140V139H172ZM175 140H177V139H175ZM210 140V139H209ZM209 140L206 142V143H210V142H212V141H210L209 142ZM234 140V141H235ZM1 141V140H0ZM192 141H194V139L192 140ZM191 141V142H192ZM198 141H201V140H198ZM197 141V142H198ZM201 141V142H202ZM243 141V142H242ZM1 142H6L5 140L4 141H1ZM0 142V144H2ZM6 142V143H7ZM126 142H128L127 140H126ZM132 142V141H131ZM136 142V141H135ZM135 142H133V144L135 143ZM136 142V143H137ZM142 142H144V141H142ZM141 142V143H142ZM201 142H199V144H198V146L202 149V147H201V145H203V144H201L200 145V143ZM215 140H214V142H213V144H215ZM235 142V143H236ZM137 143V144H138ZM145 143H149V141L147 142H145ZM164 143V142H163ZM233 143L234 142H232L231 144L233 145ZM143 144V143H142ZM177 144V143H176ZM196 144V143H195ZM212 144V143H211ZM246 144H243L242 146H244V145H246ZM253 144V145H252ZM6 145V144H5ZM64 145H65V143H64ZM110 145V144H109ZM145 145V144H144ZM149 145V144H148ZM210 145V144H209ZM229 145V144H228ZM231 145V146H232ZM236 145V146H237ZM1 146H3V145H1ZM1 146H0V148H1ZM133 146V145H132ZM142 146V145H141ZM177 146V145H176ZM196 146H197V144H196ZM218 146H220V145H218ZM233 146H235V145H233ZM235 146V147H236ZM238 146H237V148H238ZM111 146H109V148H110ZM121 147V146H120ZM144 147V146H143ZM147 147V146H146ZM189 146L187 145V147H185V148H188ZM198 147V148H199ZM246 147H248V149L250 150V149H253V148H255V147H252V148H250L249 147V145H247ZM245 147V148H246ZM61 148H62V146H61ZM122 148V147H121ZM138 148V147H137ZM136 148V149H137ZM148 148V147H147ZM209 148H211V146L209 147ZM208 148V149H209ZM213 148V147H212ZM230 148V147H229ZM244 148V147H243ZM255 148V149H256ZM32 149V148H31ZM133 149V148H132ZM135 149V148H134ZM133 149V150H134ZM221 149V148H220ZM241 149V148H240ZM257 149H256V151H257ZM63 150H65V147L63 148ZM110 150V149H109ZM193 150V149H192ZM191 149L190 150H187V153H188V151H192ZM196 150V149H195ZM195 150H194V152H195ZM200 149H198L197 151H199ZM213 150H214V148H213ZM224 149L222 148V151L221 152H224L223 151ZM239 150V149H238ZM243 150H246V149H243ZM242 149H241V152L243 151ZM2 150H0V152H1ZM38 151V150H37ZM37 151H35V152H37ZM140 151V150H139ZM178 151H179V149H178ZM201 151V150H200ZM199 151V152H200ZM210 151V150H209ZM208 151V152H209ZM236 151H237V149H236ZM240 151V150H239ZM254 151V149L252 150V152ZM255 151V152H256ZM34 152V153H35ZM133 152H135L136 153V150L135 151H133ZM138 152V151H137ZM161 152V151H160ZM206 152V151H205ZM207 152V153H208ZM214 152H216V150L214 151ZM226 152V151H225ZM238 152V151H237ZM236 152V153H237ZM245 152V151H244ZM247 152V151H246ZM245 152V153H246ZM38 153V152H37ZM135 153H129V151H128V154H127V156H128V159L130 160V159H132V157H133V155L135 154ZM158 153V152H157ZM201 153V152H200ZM210 153V152H209ZM218 153V152H217ZM231 153V152H230ZM234 153V152H233ZM235 153V154H236ZM251 153V151H249V154ZM25 154H24V157H26L25 156ZM30 154V153H29ZM44 154V155H45ZM107 154V157L109 156L108 155V152L106 153ZM193 154V153H192ZM192 154L190 155V156H192ZM211 154H213L212 153V151H211V153H210V156H211ZM216 154V153H215ZM214 154V155H215ZM229 154V153H228ZM232 154V153H231ZM235 154H234V156H235ZM242 153H240V155H241ZM248 153L246 154V156L248 155V157H251L252 155H254V153H252L251 154V156L249 155ZM256 154V153H255ZM35 155H37V154H34V156ZM45 155V156H46ZM185 155H186V153H185ZM200 155V154H199ZM217 155V154H216ZM223 155V154H222ZM225 155V154H224ZM245 155V154H244ZM261 156H263V154H260ZM260 155H258L257 157L259 158V156ZM116 156V155H115ZM135 156V155H134ZM189 156V155H188ZM201 156V155H200ZM203 156H204V153H203ZM205 156H207L206 154H205ZM218 156V155H217ZM216 156V157H217ZM221 155H219V157H220ZM242 156V155H241ZM245 156V157H246ZM260 156V157H261ZM20 157V156H19ZM21 157H23V156H21ZM20 157V158H21ZM104 157V156H103ZM124 157V156H123ZM122 157V158H123ZM184 157H187V156H184ZM195 157V156H194ZM208 157V156H207ZM212 157V156H211ZM215 157V158H216ZM223 157V156H222ZM231 157H233V156H230L229 158H231ZM248 157H246V160H247V158ZM253 157V156H252ZM251 157V158H252ZM264 157V156H263ZM50 158V156L48 157V159ZM110 157H108V159H109ZM140 158H141V155H140ZM192 158V157H191ZM241 158V157H240ZM243 158H244V156H243ZM243 158L241 159V160H239L240 161V163L242 164L243 162H241L242 160H243ZM254 158V157H253ZM252 158V159H253ZM255 158H256V155H255ZM255 158H254V160H255ZM262 158V157H261ZM260 158V159H261ZM22 159V161L23 162H26L25 161V159H23V158H21ZM32 159H33V157H32ZM37 159H38V157H37ZM37 159H36V161H37ZM40 159H42L43 161H44V157L43 158H40ZM104 158H102V161H104L103 160ZM107 159V160H108ZM142 159V158H141ZM201 159H202V157H201ZM236 160H238V158H235ZM251 159V160H252ZM257 159V158H256ZM16 160V159H15ZM18 160V159H17ZM16 160V161H17ZM31 160V159H30ZM42 160H40V161H42ZM116 160H117V158H116ZM186 160H188V158H186ZM186 160H184V162L186 161ZM190 161H193L194 162V160L193 159H189ZM204 160V159H203ZM203 160H202V162H203ZM214 160V159H213ZM217 159H215V161H216ZM221 160V159H220ZM248 160H250V158L248 159ZM253 160V162H255L254 164H255V166L257 165V163H258V161H259V159H257V160H255L254 161ZM32 161H35V160H32ZM32 161H30V164H31V162ZM227 161V160H226ZM233 161V160H232ZM257 161V162H256ZM19 162V161H18ZM20 162H21V160H20ZM182 162H183V160H182ZM228 162V161H227ZM248 162V161H247ZM262 162H264V159L262 158V161H260V164L262 163ZM14 163V162H13ZM40 163V162H39ZM103 163V162H102ZM142 163V162H141ZM165 163V162H164ZM187 163H188V161H187ZM194 163H196V161L194 162ZM193 163V165H195ZM200 163V161L198 162V163H196V164H199ZM204 163V162H203ZM215 163H218V160L215 162ZM220 163V162H219ZM218 163V164H219ZM230 163V162H229ZM237 163H238V166H243V165H240V163L237 161V162H235V165H237ZM251 163H252V161H251ZM35 164V163H34ZM99 164H101V162L99 163ZM105 164V163H104ZM104 164H101V165H104ZM146 164V163H145ZM166 164V163H165ZM201 164V163H200ZM208 164H210V163H208ZM213 164V163H212ZM211 164V165H212ZM221 165H223L222 163H220ZM249 164V163H248ZM248 164H246V165H244V166H247ZM253 164V165H254ZM101 165H100V167H101ZM124 165V164H123ZM131 165V164H130ZM190 167L193 169V171H197V173H198V170H194V168L192 167L193 165L190 163ZM202 165H204L206 168H208L206 165H205V163L204 164H202ZM211 165H210V167H211ZM214 165V164H213ZM212 165V166H213ZM216 165V164H215ZM214 165V166H215ZM225 165V164H224ZM234 165V164H233ZM234 165V166H235ZM251 165V164H250ZM259 165V164H258ZM258 165H257V167H256V169L258 168ZM262 165V164H261ZM263 165H264V163H263ZM11 166V165H10ZM13 166V165H12ZM201 166V165H200ZM203 166V167H204ZM213 166V167H214ZM219 166V170H221V172H222V170H225L226 168H224L225 166H223V169L220 167V165H218ZM218 166H215L214 168L216 169V167H218ZM237 166V167H238ZM252 166V165H251ZM251 166H249V167H251ZM9 167V166H8ZM32 167V166H31ZM131 167V166H130ZM202 166H201V168H203ZM233 167V166H232ZM231 167V168H232ZM260 167H262V166H260ZM18 168V167H17ZM195 168H197L196 167V165H195ZM206 168H204V169H206ZM212 168V167H211ZM214 168H212L214 171H212V173L213 172H215V169ZM221 168V169H220ZM234 169H235V167H233ZM232 168V169H233ZM247 168V167H246ZM262 168H264V167H262ZM12 169V168H11ZM101 169V168H100ZM187 169V168H186ZM204 169H202V170H204ZM239 170H241V168H238ZM237 169V170H238ZM242 169L244 170V171H247V169L245 170V168H243L242 167ZM249 169H251V168H249ZM255 169V168H254ZM254 169H252V170H254ZM255 169V170H256ZM13 170V169H12ZM32 170V169H31ZM35 170V169H34ZM200 170V169H199ZM218 169H216V171H218V174H217V176L219 175V171ZM227 170V169H226ZM228 170H230V169H228ZM236 169H235V171H237ZM192 171V172H193ZM206 171H207V173H204L203 172V174H204V176H205V174H207V176H209L208 175V170L206 169ZM205 171V172H206ZM211 171V170H210ZM234 171V172H235ZM24 172V171H23ZM22 172V173H23ZM36 172V171H35ZM34 172V173H35ZM220 172V173H221ZM233 172V171H232ZM233 172V173H234ZM238 173H240L239 171H237ZM249 172V171H248ZM255 173H252V174H256V171H254ZM259 172V171H258ZM261 172H263V171H261ZM261 172L259 173L260 175H261ZM135 173V172H134ZM181 173V172H180ZM197 173H196V175H197ZM201 173V172H200ZM217 172H215V174H216ZM236 173V172H235ZM244 173V172H243ZM242 173V174H243ZM250 173V174H251ZM264 173V172H263ZM262 173V174H263ZM36 174V173H35ZM38 174V173H37ZM47 174H49V173H47ZM182 174V173H181ZM180 174V175H181ZM186 174V173H185ZM185 174H182V175H185ZM199 174V173H198ZM203 174H201L202 176H200V178L202 179V177H203ZM214 174V173H213ZM223 174V173H222ZM229 174V173H228ZM242 174H241V176H242ZM249 174V173H248ZM247 174V172H246V175H248ZM50 175V174H49ZM210 175H211V173H210ZM224 175V174H223ZM231 175H232V173H231ZM230 174H229V176H231ZM236 175H237V173H236ZM243 175H245V174H243ZM245 175V176H246ZM47 176V175H46ZM51 176V175H50ZM199 176V175H198ZM216 176V177H217ZM220 176H221V174H220ZM249 176V175H248ZM259 176V175H258ZM215 177V178H216ZM222 177H224V176H222ZM240 177V176H239ZM255 177V176H254ZM260 177V176H259ZM259 177H258V180H259ZM261 177H262V175H261ZM260 177V178H261ZM158 178V177H157ZM162 179H163V177H161ZM160 178V179H161ZM165 178V177H164ZM209 178V177H208ZM212 178H214V175H213V177ZM214 178V179H215ZM240 178H242L243 179V176L242 177H240ZM21 179V178H20ZM217 179H221L220 177L219 178H217ZM217 179H215L216 181H218ZM233 181L235 180V177L233 176ZM232 179H231V181H232ZM256 179H257V175H256ZM264 179V178H263ZM27 180V179H26ZM29 180V179H28ZM47 179H45V180H43V181H46ZM132 180V179H131ZM135 180V179H134ZM158 180V179H157ZM164 180V179H163ZM177 180H178V178H177ZM203 180H205V178L203 179ZM246 180V179H245ZM244 179H243V181H241V182H244L245 181ZM61 181V180H60ZM180 181V180H179ZM179 181H177L176 182V180H175V183H180V184H183V182H182V180H181V182H179ZM198 181V180H197ZM209 180H207V182H205L206 184V186H207V183L208 184H211V183H209L208 182ZM220 181H223V180H220ZM219 181V182H220ZM256 181V180H255ZM20 182H22L21 180H20ZM33 182V181H32ZM35 182V181H34ZM37 182V181H36ZM35 182V183H36ZM134 182V181H133ZM219 182H217V183H219ZM236 182V184L238 185V183L240 182V181H234L233 183H235ZM250 182V181H249ZM261 182H262V191H263V188H264V180H261ZM260 182V183H261ZM11 183V182H10ZM23 183L24 184H26V182H24L23 181ZM30 183V182H29ZM174 182H173V184H175ZM194 183H195V181H194ZM199 183H200V181H199ZM203 183H204V181H203ZM203 183H201V187H202V184ZM223 183H225L224 181H223ZM222 183V184H223ZM228 183H229V181H228ZM232 183V182H231ZM231 183H230V185H231ZM245 183V182H244ZM259 183V182H258ZM259 183V184H260ZM13 184V183H12ZM12 184L10 185V186H12ZM22 184V183H21ZM37 184V183H36ZM166 184V183H165ZM178 184H176V186L178 185ZM180 184H179V186H180ZM196 184V183H195ZM214 184V183H213ZM221 184V183H220ZM236 184H232L233 185V187H231V188H233L234 189V187L235 186H237ZM4 185V184H3ZM38 185V184H37ZM36 185V186H37ZM163 185V184H162ZM172 185V184H171ZM197 185V184H196ZM242 185V184H241ZM243 185H245V184H243ZM243 185H242V187H243ZM247 185V184H246ZM0 186H2V185H0ZM4 186H6V184L4 185ZM9 186V187H10ZM23 186V185H22ZM167 186V185H166ZM179 186H177V187H179ZM203 186H204V184H203ZM210 186H212V185H210ZM209 185L207 186L208 188L210 187ZM223 186V185H222ZM221 186V187H222ZM251 186V185H250ZM21 187V186H20ZM24 187V186H23ZM23 187H21V188H23ZM26 187V186H25ZM25 187H24V189H25ZM130 187V186H129ZM176 187V188H177ZM181 187V186H180ZM179 187V188H180ZM215 187V186H214ZM220 187V186H219ZM218 187V188H219ZM227 186H225V190H228L227 188H229V186L226 188ZM244 187H246V186H244ZM4 188V187H3ZM17 188V187H16ZM162 188V187H161ZM173 188V187H172ZM175 188V189H176ZM212 188H213V186H212ZM12 189H13V187H12ZM142 189V188H141ZM203 188H201L200 190H202ZM206 189V188H205ZM211 189V188H210ZM223 189V188H222ZM222 189H220V190H222ZM232 189V190H233ZM259 189V188H258ZM5 190H7V189H5ZM5 190H3V191H5ZM19 190V189H18ZM17 190V191H18ZM20 190H22V189H20ZM37 191H38V195H37V198H36V201L35 202H32V204L33 205H35L36 207H38L39 208V211L40 212H42V214L43 213H46L45 212V210H47V209H45V207H46V203L47 202H49L50 200H51V197H49V195H47V191H46V187L44 186V185H39L38 187H37V189H36ZM176 190H178V188L176 189ZM200 190H198V191H200ZM207 191H208V189H206ZM206 190H204V191H206ZM218 190V189H217ZM224 190V191H225ZM231 190V192H233ZM235 190H237L236 189V187H235ZM1 191V190H0ZM11 191V190H10ZM25 191V190H24ZM28 191V196L29 195H31V191H30V189L29 190H27ZM26 191V192H27ZM186 191V190H185ZM206 191V192H207ZM223 191V190H222ZM222 191H221V193H222ZM230 191V190H229ZM243 191H244V188H243ZM25 192V193H26ZM176 192V191H175ZM177 192H179V190L177 191ZM218 192V191H217ZM230 192V193H231ZM6 192H4V194H5ZM11 193H13V191L11 192ZM19 193H21V192H19ZM22 193H23V190H22ZM173 193V192H172ZM171 193V195L170 196H172L173 194ZM192 193V192H191ZM210 193L212 194V191H210ZM220 193V192H219ZM218 193V194H219ZM223 193H226V196H227V194L229 193L228 191H225V192H223ZM222 193V194H223ZM229 193V194H230ZM233 193H236V191H234ZM261 192H259V191H257V192H255V191H250V190H245L241 195H240V197H239V195H238V199H236L235 200V195L232 197V198H234V200L233 201H228L227 200V202H224L223 201V203L221 204L220 203V201H222V199L224 200V198L226 199V197H224V198H221L222 196H220V194L218 195L216 192H215V195L217 194V198H216V196H215V199H217V201H218V197L219 198H221L220 200H219V202L217 203V201H214V202H216V206H215V208H213V209H215L216 210V208H218V210L222 213V216H221V214H220V216H221V220H223L224 218L225 219H228V221H230V227L229 226H227V225H225L226 226V228L225 227H223V228H221V229H224V231H225V229H226V231L224 232V234H222V236H218V237H215L214 239H213V242L212 243H209L207 246H203V247H201V248H198V252H199V254L201 255V263L202 264H264V196L263 195H261L260 194ZM151 194V193H150ZM169 194V193H168ZM178 194V193H177ZM205 194V193H204ZM208 194H209V191H208V193L207 194H205V196L207 195L208 196ZM210 194V195H211ZM236 194H238V191H237V193ZM3 195V194H2ZM11 195V194H10ZM14 195V194H13ZM24 196H25V194H23ZM163 195V194H162ZM175 195V194H174ZM180 194H178V196H179ZM213 195H214V192H213ZM212 195V196H213ZM231 195V194H230ZM6 196V195H5ZM19 196V195H18ZM22 196V195H21ZM33 196V195H32ZM176 197H177V195H175ZM223 196H225V195H223ZM237 196V195H236ZM26 197V196H25ZM184 197H188V196H184ZM1 195H0V218H4V217H6V216H8V215H6L5 216V214H7L6 213V210L4 209V207L2 206V203H1ZM6 198V197H5ZM18 198V197H17ZM27 198H29L30 199V197H27ZM129 200L131 201V207L129 208V210H131V212H130V214H132V217L133 218H131V224L134 226L133 228H135V227H137L136 225L138 224V223H140V221L142 220V218H144V217H147L148 216V212H149V210H148V200H147V197L144 195V193L140 190V188H137V187H135V188H131V191L129 192ZM230 198V197H229ZM231 198V199H232ZM19 199H20V196H19ZM23 199H25V198H23ZM32 199V198H31ZM30 199V200H31ZM46 199H47V201H46ZM149 199V198H148ZM186 199V198H185ZM7 200H8V198H7ZM16 200V199H15ZM53 200V199H52ZM180 200V199H179ZM179 200L178 199H176V198H174V196H173V199L171 198V201H169L171 204H175V203H178L179 202ZM230 200V199H229ZM19 201V200H18ZM181 201H182V199H181ZM207 201H209V200H207ZM3 202V201H2ZM28 202V201H27ZM26 202V203H27ZM8 203V202H7ZM35 203V204H34ZM69 203V202H68ZM13 204L15 205L14 207H12V210L13 209H15L16 210V202L13 200ZM12 204V205H13ZM29 204V203H28ZM155 204V203H154ZM4 205H5V203H4ZM27 205V204H26ZM127 205V204H126ZM34 206V207H35ZM60 206V205H59ZM128 206V205H127ZM126 206V207H127ZM22 207V206H21ZM29 207H31V206H29ZM28 207V208H29ZM33 207V208H34ZM49 207V206H48ZM196 207V206H195ZM214 207V206H213ZM23 208H25V209H27L26 208V206L25 207H23ZM32 208V209H33ZM58 208V207H57ZM125 208V207H124ZM55 209V208H54ZM127 209H128V207H127ZM209 208H207V210H208ZM18 210L20 211V209H19V207H18ZM24 210V209H23ZM56 210V209H55ZM209 210H211V209H209ZM208 210V211H209ZM214 210V211H215ZM218 210H216V211H218ZM25 211V210H24ZM38 211V212H39ZM21 212H23V211H21ZM21 212H20V215H21ZM55 212V211H54ZM211 212V211H210ZM209 212V213H210ZM16 213H18V212H16ZM30 213H32L31 211H30ZM29 213V214H30ZM215 212H212V214H214ZM219 213V212H218ZM29 214H27V217H28V215ZM49 214V213H48ZM52 214H53V212H52ZM59 214V213H58ZM205 214V213H204ZM33 215V214H32ZM36 215H38L37 213H36ZM35 215V216H36ZM121 216H119V221L120 222H123V223H128V219L129 218H126L125 216V218H123L122 217V214H120ZM190 215V214H189ZM215 215V216H214ZM214 215H212L213 216V220H214V218L216 217V214H214ZM18 216V215H17ZM22 216V215H21ZM39 216V215H38ZM45 216V215H44ZM202 216H204L203 214H202ZM206 216V218H207V215H205ZM34 217V216H33ZM33 217H31V218H33ZM46 217V216H45ZM44 217V218H45ZM219 217V216H218ZM14 218V217H13ZM12 217H11V219H13ZM23 218H25V216L23 217ZM38 218V217H37ZM43 218V217H42ZM52 218V217H51ZM61 218V217H60ZM191 218V217H190ZM193 219H194V217H192ZM17 219V218H16ZM30 219V218H29ZM146 219V218H145ZM202 219V218H201ZM216 219V218H215ZM224 219V220H225ZM7 220H9V219H7ZM17 220H20V219H17ZM21 220H22V218H21ZM35 220H36V218H35ZM35 220H34V222H35ZM50 221V222H52L53 220L52 219H47L46 220V222L47 221ZM203 222H205V219H204V217H203ZM216 220H220V218L218 219H216ZM223 220V221H224ZM31 221L33 222V220L31 219ZM39 221V220H38ZM48 221V222H49ZM227 221V222H228ZM25 222V221H24ZM33 222V223H34ZM41 222V221H40ZM50 222H49V225H50ZM54 222V221H53ZM142 222H143V220H142ZM141 222V223H142ZM151 222V221H150ZM214 222V221H213ZM215 222H217V223H219L218 221H215ZM222 222V221H221ZM225 222V221H224ZM33 223H31L33 226H34V224ZM42 223V222H41ZM62 223H65V221L64 222H62ZM144 223V222H143ZM154 223V222H153ZM206 223H207V220H206ZM223 223V222H222ZM229 223V222H228ZM227 223V224H228ZM24 224H26V223H24ZM36 224V223H35ZM43 224H44V222H43ZM43 224H38V226H37V228L39 227V226H44ZM148 224V223H147ZM156 224V223H155ZM216 224V223H215ZM214 224V225H215ZM225 223H223V225H224ZM31 225V226H32ZM37 225V224H36ZM36 225L34 226V227H36ZM66 225V224H65ZM67 225H69V224H67ZM126 225V224H125ZM140 225V224H139ZM217 225H221V224H217ZM222 225V226H223ZM1 226V225H0ZM26 226L28 227V225L26 224ZM51 226V225H50ZM62 226H64L63 224H62ZM141 226V225H140ZM139 226V227H140ZM73 227V226H72ZM207 227V226H206ZM37 228H35V229H37ZM42 228V227H41ZM44 228H47V225L44 227ZM30 229H32L31 227H30ZM29 228H26V227H24L23 225H19V224H17L16 222H13L12 221V223H10L9 225H8V230L10 231V233L13 235V236H16L17 238H18V240H22L25 244H27L28 246H27V248L29 247V244L30 245H32V246H34V247H36V242H37V240L38 241H40L41 240V242H43L44 240H42V239H38L37 238V240H33V239H36L35 238V234H32V235H34V236H32L30 233H29V231L28 230H30ZM34 229V228H33ZM65 229V228H64ZM39 230V229H38ZM42 230V229H41ZM45 230V229H44ZM44 230H43V232H44ZM61 230H62V228H61ZM136 230V229H135ZM209 230L210 229H208V232H209ZM35 231V230H34ZM34 231H31L32 233L34 232ZM46 231V230H45ZM6 232V231H5ZM37 232V231H36ZM35 232V233H36ZM42 232V233H43ZM64 232V231H63ZM141 232V231H140ZM211 232V231H210ZM209 232V233H210ZM213 232V231H212ZM216 231H214V234H216L215 233ZM221 232V231H220ZM222 232H223V230H222ZM67 232L65 231V233H63V234H66ZM136 233H137V235H139L140 233L138 232V228H137V230H136ZM204 233V232H203ZM219 233V232H218ZM62 234V233H61ZM220 234V233H219ZM6 235V234H5ZM37 235V234H36ZM39 235H41L40 233H39ZM45 235H46V233H45ZM44 235V236H45ZM67 235V234H66ZM69 235V234H68ZM208 234H206V236H207ZM206 236H205V238H206ZM7 237V240H8V236H6ZM34 237V238H33ZM59 237V236H58ZM63 237V236H62ZM40 238H42L41 236H40ZM82 238V237H81ZM208 239V238H207ZM3 240V239H2ZM17 240V239H16ZM17 240V241H18ZM6 241V240H5ZM144 241V240H143ZM67 242V241H66ZM44 243V242H43ZM20 244V243H19ZM151 245H152V243H151ZM13 247V246H12ZM19 247V246H18ZM39 247V245H37V248ZM33 247H30V249H32ZM40 248V247H39ZM42 248V247H41ZM40 248V250H42ZM14 249V248H13ZM12 248H10L9 247V249H7V253H9V254H14L15 252H14V250H13ZM36 249V248H35ZM45 249V248H44ZM24 250V249H23ZM29 251V250H28ZM28 251H26V252H28ZM32 251H35L34 250V248H33V250ZM32 251H31V253H32ZM45 251H47V249H45ZM162 251H163V249H162ZM3 252V251H2ZM36 252V251H35ZM3 253H5V252H3ZM23 253H24V251H23ZM22 253V254H23ZM30 253V254H31ZM34 253V252H33ZM32 253V254H33ZM37 253V252H36ZM41 253V252H40ZM43 253H45V252H43ZM48 253V252H47ZM166 253V252H165ZM26 255H28V253H25ZM29 254V255H30ZM18 255V254H17ZM25 255V256H26ZM28 255V256H29ZM35 255V254H34ZM34 255H32L31 257H33ZM49 255V254H48ZM46 256V258H44L45 256L42 254V258H44V260L43 261H45L46 259L47 260H50L49 258H47V257H49V256ZM19 256V255H18ZM27 256V257H28ZM38 256H39V254H38ZM1 257H3V256H1ZM22 257H23V255H22ZM22 257H19L18 259H16V261L15 260H13V263L12 264H20V263H22V262H20L21 260H22ZM35 258H36V255L34 256ZM41 258V259H42ZM21 259V260H20ZM28 260H30V259H34V258H27ZM37 259L38 258H36L33 262H35V261H37ZM40 259V258H39ZM0 260H3V259H1L0 258ZM24 260V259H23ZM31 260V261H32ZM45 261V262H48V261ZM26 261V260H25ZM25 261H24V264H25ZM43 261H40V263H42ZM8 262V261H7ZM37 262H39V260L37 261ZM49 262H51L52 263V261L50 260ZM40 263H38V264H40ZM113 264H135L134 262H130V261H127V259L126 258H124L123 257V255L121 254V253H119V254H117L115 257H114V259H113V262H112ZM187 263V262H186ZM1 264V263H0ZM4 264V263H3ZM23 264V263H22ZM36 264V263H35ZM45 264V263H44Z\"/></svg>",
	"mask_w": 264,
	"mask_h": 264
}]
</instances>
